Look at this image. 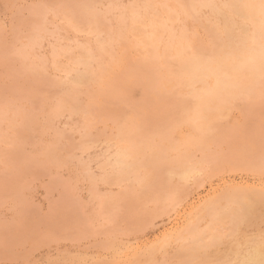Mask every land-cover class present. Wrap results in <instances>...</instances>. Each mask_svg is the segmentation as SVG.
Listing matches in <instances>:
<instances>
[{
	"label": "rangeland",
	"instance_id": "1",
	"mask_svg": "<svg viewBox=\"0 0 264 264\" xmlns=\"http://www.w3.org/2000/svg\"><path fill=\"white\" fill-rule=\"evenodd\" d=\"M59 1V2H58ZM77 1V2H76ZM80 1H81V3H80ZM92 2L93 0H0V47L2 48V49H0V56H2L1 58H0V116L2 117L3 115H5V116H3L2 118H0V121H1V123L2 124H0V145H1V142H2V145L0 146V150H2V148H3V150H2V152H3V154H0V156H4V157H2L4 160L7 158V156H8V158L6 159V162L5 161H2V158H0V264H73V262H74V264H78V262H79V264L81 263V264H93V263H95V264H98L99 262L100 263H102V264H104V262H107V263H105V264H122V263H126V264H135L134 262H136L137 264H239L238 263V260L237 259H235L234 257L237 255V254H241V253H244V251H246V250H248L249 248H250V246H251V244H253V243H256V242H258V241H260V240H264V233H262V232H264V198H263V196H264V174H262L263 172H264V167H259V164L256 162L257 161V157L259 156V154L260 153H262V151L264 152V142H262V141H264V125L263 126H261L262 125V123L264 124V122H262V121H264V114H260V113H264V104H263V106H262V104H260L259 103V99L260 98H258V100L257 101H254V99L252 100L251 99V101H254V104H256V102H257V104H260L261 105V107L263 108H259L258 106H257V108H256V106L254 107V108H256L255 109V111H254V108H252V106L250 105L251 103H250V101H249V107L244 103V105H246L247 106V109L245 108V106L244 107H242V105L241 104H243L242 102H238V101H236L235 103H237L236 105H241V106H237V107H239V109L242 111V109L243 108H245L246 110H249V108H252V112H251V110H249L250 112H247L245 109H243V111L242 112H240L239 113V111H238V109H235L236 108V106H235V103H234V106H233V103H232V105L230 104L228 107H226V108H224L223 109V112H222V114H221V116H220V119H219V122H218V124L217 125H219L217 128L220 130V129H222L221 131H220V133L221 134H225V133H228V135L229 136H227V134H226V136L229 138H225V139H223L224 137L222 136V139L220 138L221 137V134L219 133H215V132H217L218 131V129L216 128V129H214V131H213V137L216 139V137H217V139H221L220 140V142H222L223 144H219V141L217 142L216 140H211L210 142L209 141H207L206 140V142H205V146H206V150L207 149H209V151L208 152H210V150H212L211 151V153H212V155H211V153H206L207 151L205 150V149H203L202 150V152H201V150H198V151H200V152H195V151H191V155L192 154H194V152H195V156L194 155H192V158H193V156H194V158L196 159V158H198V157H200V158H202V159H204L205 161L204 162H206L207 163V161L209 162V158L208 157H210V161L212 162H209L210 164H211V166H210V164H209V167H210V171H208L209 170V168H208V164H207V167H205L206 166V163H204V162H202L203 163V165L201 164V162L199 163V159H197V160H195L196 162L195 163H197V164H200V167H201V172L199 173V174H197L199 177H196V178H191V179H188L187 181H179V179H177L176 177H174V178H172L171 180H170V184H175V188L177 189V191H182V192H177V194L179 195V198L181 199V201L179 202V204L176 206V207H172L171 208V206L169 207V206H166L165 208H164V205L162 206V208H161V210H164V211H166V208H167V212H168V214L165 212V214L164 213H161V211H160V209H158L157 211L154 209V207H152L153 205H151L152 203L150 202L149 204L148 203H145V202H143V205H139V203L135 200L136 199V197L134 198L133 196H132V194H130V196L129 197H127V198H124L125 200H121L120 202H121V204H120V202L118 203V204H116V206L117 205H119V207H113L112 208V215H115L114 216V218H113V216H110V217H112L113 218V221L111 220V218L110 219H107V218H105V217H103V216H101L100 215V213L98 212V207H95L96 205H94V204H98V202H97V195H100L101 194V196H107V195H110V193L111 194H113V191H114V195H115V193H119V195L121 194V193H123V191L122 190H120V189H123L124 190V185H121V187L122 188H120V187H108V185H106V184H103L102 182H100V183H97V184H95L93 187H92V184L90 185L89 183L91 182V183H93L92 182V177H94L93 179H100L102 176H103V173L105 172H108L109 170V167L107 168L105 165H104V163H105V160L107 159V157L110 155V153H112L114 150H115V148H116V141L117 140H119L120 139V137H119V135L121 134L122 135V132L126 129V128H128L129 129V127L128 126H130V124L132 123V125L136 122V118L137 119H139L137 122H140V121H143L146 117H148V116H151V118L152 117H154V113L153 112H157V110H159V112L158 113H160V112H162L163 111V108L162 107H167V106H169V104H171V103H174V101L176 102V100H177V98L178 97H180V96H177V95H175L176 97L175 98H170V97H172V96H174V95H170V92H169V94H168V89H169V87H168V85H162V87H161V85L159 84V83H155V81H154V83H153V81H150L149 83H151V84H149L148 82H146V83H148L149 84V86L148 85H144V84H146L145 83V81L143 80V75H142V72H140V71H136V72H138L139 73V75H138V73H136V72H134V73H136L135 75H134V73L133 74H131V76H129V79H127L128 81H125L126 79L124 78V77H128V76H123L122 75V77L120 76V74H124V72H123V70L125 71V69H127L129 66H130V64H131V62H132V57H133V55L131 54V52L133 53V51H131L132 50V48L134 47L133 45H134V40H133V38L130 36L131 34H130V31H129V29L127 28L130 24H131V22H130V19H128L131 15H130V10H135L136 9V13L138 14V18H140L146 25H148V22L150 21V19L153 21V22H155V23H159V21L160 22H162L163 20H164V22H166V19H167V16H171V17H173V16H175L174 14V10H175V8L176 9H178V4L177 3H175V1H173V2H171V0H162L163 2H161V0H116V1H113V0H94L95 2H94V8L95 9H93L94 11L93 12H95V16H91L90 17V19L92 18V22L93 21H97L98 22V24H97V22H96V26H97V34L95 33V32H88V31H80L79 30V27L82 25L83 26V24H85V22L83 21L84 19L82 18V14L80 15V14H78L81 10H82V8H83V6H84V4L86 5V4H88V3H90V2ZM122 1V2H121ZM48 2V3H47ZM53 2H55V3H53ZM67 2V3H66ZM68 2H69V7L67 6L68 5ZM72 2V3H71ZM73 2H74V4H73ZM85 2V3H84ZM97 2L99 3V4H97ZM101 2V3H100ZM117 2V3H116ZM140 2H143L142 4L140 3V5H139V3ZM38 3V4H37ZM41 3H44V5H42ZM53 3V4H52ZM61 3V4H60ZM79 3V4H78ZM115 3V4H114ZM129 3V4H128ZM138 3V4H137ZM146 4V6H145V4ZM161 3V4H160ZM173 3H175V4H173ZM223 3V0L221 1V4ZM50 4H52V5H50ZM63 4V5H62ZM65 4H66V6H65ZM107 4V5H106ZM123 4V5H122ZM131 4V5H130ZM136 4V5H135ZM148 4L151 6V7H149L148 6ZM163 5V6H165V7H163V6H160V5ZM165 4V5H164ZM173 4V5H172ZM37 5V7H38V9H37V7L35 8V6ZM39 5L41 6V7H43V8H39ZM55 5L56 6H58V7H55ZM60 5V6H59ZM125 5V6H124ZM127 5V6H126ZM143 7H142V6ZM31 6V7H30ZM33 6V7H32ZM77 6V7H76ZM102 6V7H101ZM110 6V7H109ZM122 8V10H121V8ZM132 8H130V7ZM137 6V7H136ZM153 6V7H152ZM159 6H160V8H159ZM171 6V7H170ZM174 6V7H173ZM60 7V8H59ZM73 9H72V8ZM79 7H81V8H79ZM106 7V8H105ZM162 7V8H161ZM167 7H168V10H167ZM35 10V11H33V9ZM67 8H69L68 10H67ZM76 8V9H75ZM105 8V9H104ZM112 8H113V10H112ZM114 8H116V9H114ZM148 8H150V9H148ZM153 8V9H152ZM154 8H155V10H154ZM160 10H159V9ZM25 9V10H24ZM29 9V10H28ZM50 9V10H49ZM56 9V10H55ZM61 9V10H60ZM104 9V10H103ZM110 9V10H109ZM163 9V10H162ZM166 11H168V12H165V10ZM205 8H203V9H201V10H199L198 11V14H196L195 16H193V17H186V16H183L182 14L181 15H178L177 17V20L176 19H167L168 20V23L170 22V23H172V28H174L177 32H180V30H186V32L189 34V35H192V37H196V35H199V36H197L196 38H198V39H200V40H204V41H206L207 40V42H209V37L207 36V33H206V31H205V27L204 26H206V27H208L209 26V24H210V22H213V20L214 21H221V22H223V19L224 18H226L228 21H230V24H229V39H230V41L232 42V44H234L236 41H238L239 39L238 38H242V37H244V36H246V30L244 29V26H242L241 24H240V22L238 21V19L236 18V17H229L228 15H226V13L224 12V13H222V15L220 16V17H215V14L213 13V12H211V11H209V10H207V9H205ZM31 10H32V13H31ZM41 10H43V12L41 11ZM49 10V11H48ZM76 10H77V12H76ZM80 10V11H79ZM36 11H38V12H36ZM55 11V12H54ZM59 11V12H58ZM62 13H61V12ZM64 11V12H63ZM69 13V15H68V13ZM148 12V13H146V12ZM150 11H153V12H150ZM159 13V15H158V13ZM170 11V12H169ZM200 11H201V13H200ZM28 12H30V14H28ZM36 12V13H35ZM49 12V14H47ZM67 14H66V13ZM74 12V13H73ZM75 12H76V14H75ZM90 12V11H89ZM142 12H144V13H142ZM150 12V13H149ZM171 12H172V15H171ZM35 13V14H34ZM37 13H38V15H37ZM55 13L56 14H58L57 16H55ZM63 13H64V15H63ZM97 13V14H96ZM104 15H103V14ZM125 13V15L127 16V21H128V23L126 22V24H128V26H126V24H124V23H122L121 22V25H120V19H121V16H122V14H124ZM129 13V15H127ZM19 14V15H18ZM29 16H28V15ZM42 14H44V15H42ZM71 14V15H70ZM143 14V15H142ZM148 14L150 15V14H152L151 15V17L150 16H148ZM153 14L155 15V16H153ZM166 14V15H165ZM168 14V15H167ZM208 14V15H207ZM33 15V16H32ZM43 17H42V16ZM51 15H53L52 16V18H51ZM66 15V16H65ZM77 15H79L78 17H77ZM87 15H88V18H89V13H87ZM100 15V16H99ZM107 15V16H106ZM111 15V16H110ZM115 15V16H114ZM198 15V16H197ZM214 15V16H213ZM20 16V17H19ZM35 16V17H34ZM48 16H50V17H48ZM59 16V17H58ZM69 16V17H68ZM81 16V17H80ZM104 16V17H103ZM112 16H114L113 18H112ZM120 16V17H119ZM160 16V17H159ZM162 16V17H161ZM183 16V17H182ZM206 16V17H205ZM29 17V18H28ZM31 17V18H30ZM37 17V18H36ZM100 19H99V18ZM102 17V18H101ZM154 17H156V19L154 18ZM33 18V19H32ZM36 18V19H35ZM50 18V19H49ZM67 18V19H66ZM119 20H118V19ZM173 18H176V16L175 17H173ZM201 18V19H200ZM203 18V19H202ZM32 19V20H31ZM38 19V20H37ZM48 19V20H47ZM57 19V20H56ZM63 19V20H62ZM72 19L74 20L73 22H72ZM96 19V20H95ZM111 19H113V21H114V23H113V21L111 20ZM116 19V20H115ZM148 19H149V21H148ZM157 19H160V20H157ZM191 19H192V21H191ZM197 19V20H196ZM233 19V20H232ZM19 20H21V21H19ZM26 20V21H25ZM30 20V21H29ZM36 20H37V22H36ZM60 22H59V21ZM70 20V21H69ZM100 20V21H99ZM145 20H147V21H145ZM184 20V21H183ZM25 21V22H24ZM35 21V22H34ZM43 21V22H42ZM46 21H48L47 23L48 24H46L45 22ZM68 21L70 22L69 24L71 25V27H70V25L68 24ZM78 21H80V22H78ZM101 21H105V22H101ZM119 21V22H118ZM193 21H195L196 23H194ZM198 21L201 23V24H199L198 23ZM203 21H205V22H203ZM23 22V23H22ZM27 22V23H26ZM62 22H63V25H62ZM67 22V23H66ZM77 23V25H76V23ZM107 22H108V24H107ZM116 22V23H115ZM175 22V23H174ZM180 22V23H179ZM193 22V23H192ZM236 22V23H235ZM33 23V24H32ZM60 23H61V25H62V27H61V25H60ZM72 23L74 24V26L72 25ZM81 23V24H80ZM101 23H102V25H104V26H102L101 25ZM113 23V24H112ZM174 23V24H173ZM190 23V24H189ZM204 23H206L205 25H204ZM19 24V25H18ZM24 24V25H23ZM29 24H30V28H29ZM52 24V25H51ZM65 24H68V25H66L65 26ZM100 24V25H99ZM116 24V25H115ZM239 25V27H238V25ZM27 25V27H25ZM36 25V26H35ZM39 25H41V26H39ZM49 25H51V26H49ZM56 25V26H55ZM60 27H59V26ZM175 25V26H174ZM200 25V27H198L197 28V26H199ZM233 25V26H232ZM19 26V27H18ZM23 28H22V27ZM34 26V27H33ZM109 26V27H108ZM123 26V27H122ZM181 26H183V27H181ZM190 26V27H189ZM33 27V28H32ZM36 27H40L41 29H42V33L40 32L39 33V31H38V28H36ZM76 27V28H75ZM86 27V26H85ZM114 27V28H113ZM119 27H121V29L119 28ZM192 27V28H191ZM202 27V28H201ZM240 27H242L243 28V32L241 31H239L238 30V28H240ZM14 28H15V30H14ZM17 28V29H16ZM27 28V29H26ZM28 28H29V30L30 31H35V29H37L35 32H30V31H28ZM61 28V29H60ZM69 28V29H68ZM71 28H73V30L72 31H70L71 30ZM99 28V29H98ZM107 28V29H106ZM111 28V29H110ZM117 28V29H116ZM127 28V29H126ZM180 28V29H179ZM204 28V29H203ZM232 28H233V30H232ZM14 31H13V30ZM26 30V31H24V30ZM31 29H33V30H31ZM55 29V30H54ZM59 29V30H58ZM78 29V30H77ZM110 29V30H109ZM199 29V30H198ZM19 30V31H18ZM44 30V31H43ZM65 30H66V32H65ZM85 30H86V28H85ZM99 30V31H98ZM127 30V31H126ZM231 30V31H230ZM13 31V32H12ZM15 31H16V33H17V35H18V33H19V35L17 36L16 35V33H15ZM22 31V32H21ZM71 32V34H70V32ZM113 31V32H112ZM115 31H116V33L118 32V35L117 36H112V35H114V34H116L115 33ZM234 31V32H233ZM245 31V32H244ZM247 31L249 32V30H248V28H247ZM48 32V33H47ZM57 32V34H55ZM79 32H81V34L79 33ZM100 32V33H99ZM104 32V33H103ZM127 32V33H126ZM196 34H194V33ZM202 32H204L205 33V37H206V39H205V37H204V34L202 33ZM233 32V33H232ZM237 32V33H236ZM13 33V34H12ZM26 35H25V34ZM30 33H32V34H30ZM33 33H34V36H33ZM36 33V34H35ZM50 33V34H49ZM54 33V34H53ZM69 33V34H68ZM107 33H110V34H108V36H106L107 35ZM126 33V34H125ZM232 33V34H231ZM28 34V35H27ZM30 34V35H29ZM52 34V35H51ZM62 34V35H61ZM82 36H80V35ZM103 34V35H102ZM121 36H120V35ZM54 35V36H53ZM66 35V36H65ZM70 35V36H69ZM75 35V36H74ZM122 35H123V37H122ZM20 36V37H19ZM38 37L39 36V38H36V37ZM74 36V37H73ZM77 36H78V38H77ZM80 36V37H79ZM98 36H100V37H98ZM242 36V37H241ZM11 37V38H10ZM22 37V38H21ZM24 37H25V39H26V37H27V39L28 38H30V42H29V40H27V42H26V40H24ZM58 37V38H57ZM95 37V38H94ZM104 37V38H103ZM111 37H112V39H111ZM118 37V38H117ZM200 37V38H199ZM202 37V38H201ZM235 37V38H234ZM16 38H19V39H16ZM74 40H72V39ZM87 38V39H86ZM96 38H97V40H96ZM103 38V39H102ZM106 38L107 39H109V40H106ZM116 38V39H115ZM124 38H126V39H124ZM129 38V39H128ZM131 38H132V40H131ZM208 38V39H207ZM33 41H32V40ZM42 39V40H41ZM46 39V40H45ZM69 39V40H68ZM86 39V40H85ZM102 39V40H101ZM119 39H120V41H119ZM128 39V40H127ZM24 40V41H23ZM36 40H37V42H36ZM55 40V41H54ZM58 40H60V42L58 41ZM72 40V41H71ZM80 40V41H79ZM94 40V41H93ZM101 40V41H100ZM127 40V41H126ZM15 41H16V43H15ZM18 41V42H17ZM23 41V42H22ZM44 41V42H43ZM58 41V42H57ZM62 41H63V43H62ZM89 41H90V43L91 44H93L91 47H90V43H89ZM100 41V42H99ZM122 41H124L123 43H122ZM234 41V42H233ZM2 42H4V43H2ZM11 42V43H10ZM26 42V43H25ZM35 43V47H34V45L33 44H31V43ZM40 42H42V43H40ZM46 42V43H45ZM65 42V43H64ZM72 43V44H69V43ZM75 42V43H74ZM84 42V43H83ZM95 42V43H94ZM108 42V43H107ZM118 44H116V43ZM133 42V43H132ZM24 43V44H23ZM39 43V44H38ZM55 43V44H54ZM96 43H97V45H96ZM103 43V44H102ZM106 43V44H105ZM111 43H114L115 44V46H114V44H111ZM125 43V44H124ZM21 44V45H20ZM27 44V45H26ZM29 44V45H28ZM47 44H48V46H47ZM85 44V45H84ZM98 44L99 45H103L105 48H107V52H108V54L106 53V51L104 52L105 54L104 55H101V54H99L98 56L97 55H95V57H94V59L93 60H91V61H89L88 63V66H87V68L85 69V68H83V67H80V68H78L76 71H74V72H70V73H68V75H67V73L66 72H64V71H62L61 73H60V71L61 70H63V69H65V68H67L68 67V61L70 62V57H72V56H76V55H78V53L82 50V49H86L87 47H89V48H94V47H96V46H98ZM110 44V45H109ZM3 45H5V47L3 46ZM31 45V46H30ZM63 45V46H62ZM72 45V46H71ZM7 46V47H6ZM10 46H12V48L10 47ZM36 46H37V48H36ZM62 46V48L60 49V47ZM66 47V49H65V47ZM109 48H108V47ZM111 46V47H110ZM122 46V47H121ZM4 47V48H3ZM9 47V48H8ZM22 47H24V49L22 48ZM27 47V48H26ZM29 47H30V49H29ZM40 47V48H39ZM54 47H55V49H54ZM42 48V49H41ZM48 48V49H47ZM74 48L76 49V50H74ZM80 48V49H79ZM125 48V49H124ZM11 49H14V50H11ZM26 49H29L30 50V53H29V50H26ZM48 51H47V50ZM71 49V50H70ZM109 49H111V53H110V50ZM115 49H117V50H115ZM2 50V51H1ZM5 50H7L6 52H5ZM17 50V51H16ZM21 50H23L22 51V53L20 52ZM33 50V51H32ZM68 50V51H67ZM70 50V51H69ZM61 51V52H60ZM64 51V52H63ZM76 51V52H75ZM120 51V52H119ZM8 52V53H7ZM11 52V53H10ZM15 52H20L19 54H17V53H15V55H14V53ZM38 52V53H37ZM56 52V53H55ZM63 52V53H62ZM113 52V53H112ZM115 52V53H114ZM7 53V56L8 57H5L4 55ZM10 53V55H11V57H10V55H8ZM63 55H62V54ZM119 53L121 54V56L119 55ZM25 54V55H24ZM48 54V55H47ZM51 55V57H52V55L55 57H50V55ZM66 54V56H64ZM68 54V55H67ZM76 54V55H75ZM94 54H96V51H94ZM103 54V53H102ZM113 54H116V55H113ZM28 55H30V57H28ZM33 55V56H32ZM39 55V56H38ZM71 55V56H70ZM106 55V56H105ZM118 55V56H117ZM126 55V56H125ZM130 55V56H129ZM12 56H13V58H12ZM37 56V57H36ZM43 56V57H42ZM50 58H49V57ZM57 56H59L58 58H57ZM108 56V57H107ZM113 56V57H112ZM119 57V58H117V57ZM36 57V58H35ZM64 57H67V58H65L64 59ZM99 57V58H98ZM108 59H107V58ZM110 57H112V58H110ZM115 57H116V59H115ZM2 58H5V59H2ZM10 58H11V60H10ZM19 58H21V59H19ZM37 58H39L40 60H38ZM44 59V61H43V59ZM57 58V59H56ZM60 58H61V60H60ZM128 58V59H127ZM129 58H130V61H129ZM6 59L8 60L7 62H6ZM19 59V60H18ZM36 59V60H35ZM64 59V60H63ZM97 59V60H96ZM110 59V60H109ZM112 59V60H111ZM127 59V61H128V63H129V65L127 66V63H126V60ZM14 60V61H13ZM20 60H21V64H19L20 63ZM35 60V61H34ZM60 60V61H59ZM115 60H117V61H115ZM126 63V65H125V63L123 62V61ZM3 61V62H2ZM17 61V62H16ZM19 61V62H18ZM23 61V62H22ZM24 61H32V62H24ZM43 61V62H42ZM56 63H55V62ZM64 61H66V62H64ZM106 61H108V62H106ZM110 61V62H109ZM123 63H122V62ZM12 64H11V63ZM37 62H39V63H41V65L40 64H38ZM64 62V63H63ZM90 62H91V64H90ZM100 62V63H99ZM114 63V65H113V63ZM117 62V63H116ZM16 63V64H15ZM52 63V64H51ZM109 63L111 64V65H109ZM22 64H23V66H22ZM63 64H64V67H63ZM67 64V65H66ZM94 64V65H93ZM96 64V65H95ZM106 66H105V65ZM119 65L118 66V68L119 69H117V66L116 65ZM18 65V66H17ZM29 65V66H28ZM36 68H34L33 66ZM123 65L124 66H127V67H125V69L123 68ZM20 66V67H19ZM41 66H42V68H41ZM91 66V67H90ZM97 66V67H96ZM105 66V67H104ZM112 66V67H111ZM29 67V69H27ZM34 69H33V68ZM55 67V69H53ZM90 67V68H89ZM113 67H115V68H113ZM121 67H122V69H121ZM16 68H18V70L16 69ZM41 68V69H40ZM51 68V69H50ZM58 68V69H57ZM82 68V69H81ZM97 69V70H94V69ZM100 70H99V69ZM109 70H108V69ZM19 72L20 71V69L22 70V72H19V73H17V71ZM26 71L27 70V72L25 73L24 72V70ZM43 69V70H42ZM107 69V70H106ZM10 72H9V71ZM29 70V71H28ZM35 70V71H34ZM50 70V71H49ZM59 72V75H57L58 74V72ZM102 70V71H101ZM122 72H120V71ZM15 71V72H14ZM42 71H44L45 72V74L42 72ZM79 71V72H78ZM85 73H84V72ZM107 71H108V73H107ZM30 72H31V74H30ZM33 72V73H32ZM35 72H36V74L37 75H34L35 74ZM39 72H42V76H41V73H39ZM50 72H52V73H50ZM56 72V73H55ZM75 72H77L78 73V75L75 73ZM88 72V73H87ZM90 72V73H89ZM103 72V75L101 74ZM104 72L106 73V74H104ZM113 72V74L112 75H110L111 73ZM116 72V77H119V78H121V82H120V80H119V78H116L115 79V75H114V73ZM117 72H119V73H117ZM15 73V74H14ZM17 73V74H16ZM20 73H22V74H20ZM38 73H39V75H38ZM82 73H84V74H82ZM97 75H96V74ZM99 73V74H98ZM110 73V74H109ZM141 73V74H140ZM14 74V75H13ZM19 74V75H18ZM50 74V75H49ZM63 74L65 75V76H63ZM5 75H6V77H5ZM17 75V77L18 76H20V78L17 80V77H15ZM22 75H24L23 76V78H22ZM26 75V76H25ZM27 75H31L32 76V79H33V76H35V77H40V79L37 77V80H35L36 82H34L33 80L34 79H36L35 77H34V79L33 80H31L30 78H31V76H27ZM49 75V76H48ZM62 75V76H61ZM76 75V76H75ZM87 75V76H86ZM89 75H93L92 77L90 76V78H89ZM100 75V76H99ZM117 75H119V76H117ZM132 75H134L133 77H132ZM45 77L44 79L46 80H43L42 79V77ZM52 76V77H51ZM55 76V77H54ZM78 76H81V81H80V84L79 85H77V87L78 88H76V87H73V89L71 88L72 87V84L74 85V82L73 81H75L76 80V77H78ZM112 77L113 76V78H114V80L111 78V80L113 81V83L114 84H112V83H110V82H108L107 83V81H109L110 80V78H109V80H107L108 79V77ZM50 77H51V79H50ZM56 77H58V79L56 78ZM71 77V78H70ZM73 77H75V78H73ZM88 77V78H87ZM137 77H140V78H138V79H142L140 82L137 80ZM6 78V79H5ZM15 78V79H14ZM47 78H49V80L50 81H48V79ZM59 78H60V80H59ZM68 78H70V79H68ZM83 78V79H82ZM91 78H94V80H92ZM97 78V79H96ZM104 78H106V79H104ZM133 78H135V79H133ZM23 79V80H22ZM29 79H30V81H29ZM56 80V82H55V80ZM67 81H66V80ZM72 79V80H71ZM91 79V81H89ZM98 79H101V80H98ZM123 79H124V83H123ZM133 81H132V80ZM21 80H22V82L24 81H29L27 84L26 83H22L21 82ZM40 80L42 81H45L44 83H46L47 81L50 83H48L50 86H46V88H44V86L46 85V84H44V86H41V85H43L42 84V82H40ZM52 80V81H51ZM53 80H54V82H53ZM83 80V81H82ZM105 80H107V81H105ZM137 80V81H136ZM18 81H20V82H18ZM32 81L34 82V83H32ZM58 81V82H57ZM66 81V82H65ZM87 83H86V82ZM93 81V82H92ZM100 81V82H99ZM13 82V83H12ZM31 82V83H30ZM38 82H39V84H38ZM64 82V83H63ZM94 82H96V83H94ZM99 82V83H98ZM102 82V83H101ZM138 84H136V83ZM139 82V83H138ZM144 82V83H143ZM17 83V84H16ZM35 83H37V84H35ZM40 83H41V85H40ZM56 83H58V84H56ZM60 83V84H59ZM65 83H67L66 84V86H65ZM71 83V84H70ZM83 83V84H82ZM85 83V84H84ZM91 83V84H90ZM94 83V84H93ZM118 83V84H117ZM122 83V84H121ZM125 83H127V84H125ZM26 84V85H25ZM32 84H34V86L32 85ZM47 84V85H48ZM52 84H53V86H52ZM81 84H82V86L83 85H85V86H89V87H85L84 88V86L82 87L81 86ZM99 85V86H97V85ZM101 84V85H100ZM104 84H106V86L107 87H104V89L105 88H107V90H108V92H107V90H106V92L107 93H105V92H103V90L104 89H101L102 88V86H104ZM117 85L116 87H117V92H118V90H119V92L117 93L116 92V87L114 86H112V85ZM126 85L127 86V88L129 89H124V86L123 85ZM139 84H140V86H139ZM155 84H157L158 85V87L155 85ZM20 85H21V87H20ZM25 85V86H24ZM37 85H40V86H38L37 87ZM58 87H60L59 89H55V88H58ZM62 85V86H61ZM64 85V86H63ZM69 85V86H68ZM71 85V86H70ZM92 85V86H91ZM95 85L97 86V87H95ZM111 86L112 88H113V90H112V88L111 87H109V86ZM121 85V86H120ZM142 85V86H141ZM151 85H152V87H151ZM153 85H154V87H155V90H157L158 91V89H159V93L157 92V91H154V87H153ZM160 85V86H159ZM19 88H18V87ZM26 86H28L27 88H25ZM68 86V87H67ZM125 86V87H126ZM147 86H148V88H147ZM17 87V88H16ZM23 87V88H22ZM35 87L37 88V91H36V89H35ZM39 87H42V88H44V89H42V91H41V88H39ZM93 87V88H92ZM98 87H101L100 88V90H101V92L103 93V95L102 94H97V93H100L99 91H96V88L98 89ZM121 87V88H120ZM160 87V88H159ZM14 88H16L15 90H13ZM22 88V89H21ZM29 88V89H28ZM32 88H34V89H32ZM39 88V89H38ZM52 88H54V89H52ZM67 88V89H66ZM88 88V90L86 91V89ZM92 89V91H94V95H93V93H92V91H90L91 89ZM21 89V90H20ZM31 89V90H30ZM51 90L50 92H53V94L51 93V95H53V98H52V96L50 95V92H48V91H46V90ZM66 89V90H65ZM75 89H77V90H75ZM84 89H85V91H84ZM95 89V90H94ZM124 89V90H123ZM146 89H148L149 91H147ZM162 89V90H161ZM164 89V90H163ZM30 90V91H29ZM32 90H35L33 93H30V92H32ZM38 90H40L41 91V93L38 91ZM53 90H55V91H53ZM59 90V91H58ZM61 90V91H60ZM80 90H81V92H80ZM99 90V89H98ZM161 90V91H160ZM14 91V92H13ZM20 93H19V92ZM45 91V92H44ZM58 91V92H57ZM67 91H68V93H67ZM72 91L74 92V93H72ZM89 91L92 93V97H91V99H89L92 103L93 102H95V104L93 105V104H91V102H89V100H88V93H89ZM110 91V92H109ZM124 91V92H123ZM125 91H127L126 93H127V95L125 96V97H123V96H121V93L120 92H122V95H124L125 94ZM167 92V94L169 95V102H171V103H169L168 102V100H167V98H168V95L166 94V93H163V92ZM11 92V93H10ZM15 92H17V93H15ZM22 92H26V93H23L24 94V97L22 96L23 94H22ZM59 92H61V93H59ZM63 92V93H62ZM69 92H70V94H69ZM83 93V94H80V93ZM112 92H114V97H116V99L117 100H115V98L113 97V94H111V96L109 95V93H112ZM115 92L117 93V95L115 94ZM148 92H150V93H148ZM152 92V93H151ZM28 93H30V94H28ZM43 93V94H42ZM45 93V94H44ZM46 93H48V94H46ZM54 93H56L55 95H54ZM79 93V94H78ZM91 93H89V94H91ZM162 95H161V94ZM18 94H20V96H22L21 98H23V99H18L19 98V95ZM27 94H28V96L30 95L32 98H34L35 97V99H37V97H39L38 99H37V101H34V99H32V102H31V97H29V98H27ZM33 94H35V95H33ZM39 94H40V96H39ZM61 94V95H60ZM64 94L66 95V97H67V99H68V101H65V100H67V99H65V96H64ZM69 94V95H68ZM77 94V95H76ZM97 94V95H96ZM118 94H120V95H118ZM150 94V95H149ZM165 94L167 95V96H165ZM16 95H17V97H16ZM25 95H26V97H25ZM33 95V96H32ZM74 95V96H73ZM75 95H76V97H75ZM84 95V96H83ZM13 96H14V100H15V102H14V100H13ZM46 96V97H45ZM47 96H50L49 98L47 97ZM70 96L71 97H75V98H73V100L70 98ZM86 96V97H85ZM90 96V95H89ZM149 97V98H146V97ZM152 96V97H151ZM155 96V97H154ZM160 96V97H159ZM163 96H165V97H163ZM5 97V98H4ZM45 97V98H44ZM57 97H58V101H57ZM83 99H82V98ZM94 97V98H93ZM114 99H112V98ZM264 97V96H263ZM8 98V99H7ZM40 98H43V100L42 99H40ZM48 98V99H47ZM84 98H86V99H84ZM90 98V97H89ZM110 98V99H109ZM150 98H151V100H150ZM262 98V97H261ZM5 99H7V101L5 100ZM25 99V100H24ZM27 99L30 101V102H27ZM46 99V100H45ZM52 99V100H51ZM55 99V100H54ZM95 99V100H94ZM147 99V100H146ZM155 101H153V100ZM175 99V100H174ZM22 100H24V101H22ZM42 100V101H41ZM47 100H48V102H47ZM53 100L56 102V103H54L55 104V106H56V108L54 107V104H53ZM82 100V101H81ZM262 101H263V99H261ZM12 101V102H11ZM19 101V102H18ZM34 101V102H33ZM41 101V102H40ZM45 101H46V103H45ZM50 101H52V102H50ZM62 101H63V104H62ZM86 101H88V104H86L85 105V103H86ZM22 102V103H21ZM24 102V103H23ZM43 102V103H42ZM69 104H68V103ZM72 102H74L73 104H72ZM144 102V103H143ZM147 102V103H146ZM154 102V103H153ZM264 102V101H263ZM263 102H261V103H263ZM9 103V104H8ZM31 103V105H32V107H29V105L28 104H30ZM37 103H39V104H41V105H39V104H37ZM59 103H61L62 104V108H64V109H61V111L60 112H57V105ZM65 103L69 106L70 105V107H68L67 108V105H65ZM78 103H80V105L78 104ZM82 103V104H81ZM91 105H90V104ZM125 103V104H124ZM155 105H153V104ZM162 103H164L165 105L163 106L162 105ZM169 103V104H168ZM240 103V104H239ZM8 104V105H7ZM22 104H23V106H22ZM33 104L35 105V106H33ZM37 104V105H36ZM52 104H53V106H52ZM72 104V105H71ZM77 106H76V105ZM133 104V105H132ZM141 104H142V106H144L143 108H142V106H141ZM146 104H147V108H145L146 107ZM3 105V106H2ZM10 105L11 106H17L16 107V109H14V108H12L13 110H12V113H11V107H10ZM45 107H43V106ZM87 105H90L91 107H93V108H90V110H89V108H87ZM151 105H153V106H151ZM252 105H253V103H252ZM36 106H39V108L37 107V108H35ZM51 106V107H50ZM83 108H82V107ZM89 106V107H90ZM140 106H141V108L142 109H144L145 111H141V112H138V115L140 114L141 115V117H140V115L138 116L137 115V117H135L134 115H133V113L132 112H134V113H136L137 114V112L136 111H139L141 108H140ZM151 106V107H150ZM159 106H160V108H162V109H160L159 108ZM162 106V107H161ZM230 106H233V109H234V111L231 109L230 110ZM3 107H6V109H4ZM20 107V108H19ZM33 107H34V109H33ZM159 109H158V108ZM8 108H10V110L8 109ZM42 108V109H41ZM52 108H53V110H52ZM73 108H74V110H73ZM76 108V109H75ZM82 108V109H81ZM96 108V109H95ZM113 108H114V110H113ZM232 108V107H231ZM258 108L260 109V110H258ZM19 109L21 110V111H19ZM28 111V113L30 112V111H32V112H34V114H30V120L29 119H27L26 117L27 116H29V114L27 115V113H25L26 112V110ZM36 109V110H35ZM108 109H110V110H108ZM147 109V110H146ZM154 109V110H153ZM5 110L6 111H8V112H6V114H4L5 113ZM16 110V111H15ZM34 110V111H33ZM47 110V111H46ZM50 110H52V111H50ZM76 110H77V113H79V115L81 116H79L77 113H76ZM83 112H82V111ZM86 110V111H85ZM148 110H151V112H152V110H153V112L150 114V111L148 112ZM245 110V111H244ZM257 110H258V112H257ZM10 111V112H9ZM37 111V112H36ZM39 111V112H38ZM55 111V112H54ZM88 111V112H87ZM127 111V112H126ZM131 111V112H130ZM148 112V114H147V112ZM263 111V112H262ZM20 112V113H19ZM21 112H22V117H24V116H26V117H24V119L21 117ZM23 112H24V116H23ZM42 112V113H41ZM75 112V113H74ZM82 112V113H81ZM85 112V113H84ZM91 112L93 113V114H91ZM243 112H247L246 114L248 115H245V117L246 118H243L242 116V114H243ZM51 113H52V115H51ZM57 113V114H56ZM89 113V114H88ZM114 113V114H113ZM226 113V114H225ZM255 113V114H254ZM10 114H11V116H12V118H11V116H10ZM15 114V115H14ZM37 114V115H36ZM40 114H42V115H40ZM43 114H44V116H43ZM54 114V115H53ZM56 114V115H55ZM75 114V115H74ZM83 114V115H82ZM95 114V115H94ZM145 114H146V116H145ZM156 114V113H155ZM233 114V115H232ZM250 114H252L251 116H249ZM8 115V116H7ZM49 115V116H48ZM58 115H60V117H58ZM85 115V116H84ZM89 115H91L92 116V118H91V116H89ZM93 115H94V117H93ZM121 115H122V118H121ZM132 115V116H131ZM145 116V118L144 117H142V116ZM153 115V116H152ZM228 115V116H227ZM242 115V116H241ZM254 115V116H253ZM7 116V117H6ZM15 116V117H14ZM18 116H19V118H22V119H17L18 118ZM38 116V117H37ZM39 116H42V117H39ZM48 116V117H47ZM52 118H51V117ZM89 116V117H88ZM129 116V117H128ZM253 116V117H252ZM259 117V118H256V121L253 119V118H255V117ZM17 117V118H16ZM35 117V118H34ZM54 117L56 118L55 120H54ZM75 117V118H74ZM83 117V118H82ZM88 118V121H90L91 119H93V120H91L90 122H88V123H86L87 122V120H84V119H87ZM109 117V118H108ZM125 117H127V118H125ZM131 117V118H130ZM132 117H135V118H132ZM251 117V118H250ZM15 118V119H14ZM32 118V119H31ZM36 118H38V119H40V120H42V121H38V120H36ZM42 118V119H41ZM59 118V119H58ZM69 118V119H68ZM80 118V119H79ZM119 118V120H117ZM121 118V119H120ZM125 118V119H124ZM143 118V119H142ZM149 119V118H147L148 119V122H149V129H151V128H153L154 126H152V124H154V120L153 119ZM231 118V119H230ZM247 118H248V120H247ZM5 119H6V121H5ZM26 119L28 120V124H27V127L25 126L26 125V123L27 122H25L26 121ZM62 119V120H61ZM65 119V120H64ZM68 119V120H67ZM82 119V121L84 122L83 123V125H81L80 126V124H82V122L80 121ZM124 119V120H123ZM235 119V120H234ZM242 119H244V120H242ZM249 119H251V121L253 122H251ZM11 120V121H10ZM15 120V121H14ZM35 122H34V121ZM54 120V121H53ZM112 120H115V122L114 121H112ZM126 121V123H127V125H125L124 124V122H119V121ZM128 120V121H127ZM135 121V122H130V121ZM152 122H151V121ZM222 120H224V121H222ZM260 120V121H259ZM12 121H14V123L12 122ZM21 122L20 123V125H19V122ZM30 121V122H29ZM31 121H33V122H31ZM50 121V122H49ZM63 121V122H62ZM43 122L44 123H46V124H43ZM116 124H114V123ZM117 122V123H116ZM121 124H119V123ZM130 122V123H129ZM246 122V123H245ZM259 122H261V124L259 123ZM25 123V125H24V127H23V129L24 130H21L22 129V127H20L21 125L23 126V124ZM34 124V125H36V126H34V125H32V124ZM38 123V124H37ZM58 123V124H57ZM92 123V124H91ZM129 123V124H128ZM224 123H226L225 125H224ZM255 123V127H257L258 126V129H256L255 127H254V124ZM257 123H259L260 124V126H259V124L257 125ZM17 124H18V126H17ZM31 124V125H30ZM40 124H42V125H40ZM49 124V125H48ZM71 124V125H70ZM89 124V125H88ZM122 124H124V127L122 126ZM222 124V125H221ZM244 124V125H243ZM9 125V126H8ZM29 125V126H28ZM59 125V126H58ZM73 125V126H72ZM84 125H86V127L84 126ZM91 125V127L89 128V126ZM120 125V126H119ZM135 125V124H134ZM240 125V126H239ZM241 125H243V126H245V127H243L245 130L243 131V128L241 127ZM257 125V126H256ZM20 128V131L16 128ZM31 126V127H30ZM32 126H34V127H32ZM82 126H83V128H82ZM87 126H88V128L90 129V130H88L87 129ZM112 126V127H111ZM127 126V127H126ZM221 126V127H220ZM223 126H225L224 128H222ZM237 126H239V128L240 129H242V130H240ZM252 126V128L250 129V127ZM4 127V128H3ZM6 127H8L9 129H7ZM10 127H14L13 128V130H12V128L10 129ZM29 127V128H28ZM38 128V129H36V128ZM63 127V128H62ZM85 127V128H84ZM115 127H117V128H115ZM130 127H132V126H130ZM135 127H136V125H135ZM226 127L228 128V127H233V128H229V130H228V132H226L227 130H226ZM248 127V128H247ZM16 128V129H15ZM30 131V133H29V131L27 130V129ZM30 128H31V130H30ZM40 128V129H39ZM45 128H47L46 130H45ZM57 128V129H56ZM133 128V127H132ZM253 128H255L256 129V131H260L259 132V134L256 132V131H254L255 129H253ZM33 129V130H32ZM117 129V130H116ZM184 129V130H183ZM247 129H249V130H247ZM252 129H253V131H254V133H253V131H252ZM8 130V131H7ZM27 130V131H26ZM35 130V131H34ZM44 130V131H43ZM48 130V131H47ZM105 130V131H104ZM189 130V127H187V128H185V126L184 125H182V126H180V127H178V128H174L173 129V136L177 139V140H179V141H181V138L183 139V138H185L189 133H190V130ZM236 130V131H235ZM251 130V131H250ZM10 131V132H9ZM12 131V132H11ZM13 131H15V132H13ZM23 131V132H22ZM41 131H43L45 134L43 135V132H41ZM47 131V132H46ZM51 131H52V133H51ZM57 131H58V137L56 136L57 135ZM88 131H90V132H88ZM95 131V132H94ZM104 131V132H103ZM109 131V132H108ZM180 131H181V133H180ZM184 131H185V133H184ZM225 133H224V132ZM240 131V132H239ZM243 131V132H242ZM246 131H248V134H246L245 132ZM251 133H250V132ZM9 132V133H8ZM34 132V133H33ZM98 132H100V134H98ZM121 132V133H120ZM187 132V133H186ZM14 133H15V135H14ZM31 135H29V134ZM38 133H40V135L38 134ZM53 133H55V134H53ZM63 134V136H62V134ZM72 133V134H71ZM77 133V134H76ZM86 133V134H85ZM111 133V134H110ZM115 133V134H114ZM177 133V134H176ZM252 134V135H250V134ZM256 133L258 134V135H256ZM5 136H3V135ZM10 134V135H9ZM19 134V135H18ZM48 134V135H47ZM65 134H66V136H65ZM102 134V135H101ZM29 135V136H28ZM49 135H51V136H49ZM53 135H55V137L56 138H58V139H56V138H53L54 136ZM61 135V136H60ZM178 135V136H177ZM184 135H186V136H184ZM249 136V138L251 139V141H249L250 139L249 138H247L248 136ZM254 135L257 137V139L255 140V138L254 139H252L251 137L253 136L254 137ZM11 136V137H10ZM12 136H14V137H12ZM22 138H21V137ZM79 136V137H78ZM180 136V137H179ZM225 136V135H224ZM251 136V137H250ZM259 136H262L261 138L259 137ZM18 137V138H17ZM28 137H31V138H29V140H28ZM34 137V139L36 140H34V139H32ZM35 137H37V138H35ZM66 137H67V139H66ZM72 137H74L73 138V140H75V141H73L72 140ZM87 137H89L88 139H87ZM238 137V138H237ZM240 137L242 138V139H240ZM4 138V139H3ZM7 138V139H6ZM16 138H17V141H16ZM22 139V140H20V139ZM26 138H27V140H26ZM38 138H39V140H38ZM45 138V140H43ZM69 138H71L70 139V142H69ZM79 138V139H78ZM230 138H232L231 140H234V141H236V142H234V141H230ZM245 140H244V139ZM260 138V139H259ZM14 139H15V141H14ZM23 139H24V141H23ZM30 139H31V141L33 140V142H31L30 141ZM67 140V141H65V140ZM89 139H90V141H89ZM211 139V138H210ZM227 139L230 141H227ZM240 139V140H239ZM248 139V140H247ZM78 140H82V141H78ZM224 142H223V141ZM238 140V141H237ZM241 140H243V141H241ZM259 140H261V142H257V144H255L256 143V141H259ZM5 141H10V142H6L5 143V147H4V142ZM13 141H14V144H13ZM18 141H20L19 143H18ZM44 141V142H43ZM241 141V144L242 145H239L240 142ZM245 141H246V143H245ZM249 141V142H248ZM252 141H254V142H252ZM27 142V143H26ZM31 142V143H30ZM37 142H38V144L39 145H36L37 144ZM76 142V143H75ZM79 142H81V143H79ZM106 142V143H105ZM112 142V143H111ZM164 142V141H163ZM167 141L165 140V142L163 143V144H165ZM215 142V144L214 145H212L213 143ZM227 142H229L230 144H227ZM235 143V145L236 146H234L233 147V143ZM243 142L245 143L244 145H243ZM252 142V143H251ZM10 143H12L13 145H14V148H13V146H11L12 144H10ZM21 143V144H20ZM62 143H63V145H62ZM78 143V144H77ZM249 143H251V144H249ZM15 144H16V146H15ZM18 144V145H17ZM21 146H20V145ZM22 144H24V146L22 145ZM66 144H68V145H66ZM93 144V145H92ZM211 144V145H210ZM218 144L219 145H221V146H218ZM226 144V145H225ZM238 144V145H237ZM260 144H262V145H260ZM10 145V146H9ZM29 145V146H28ZM34 147H33V146ZM44 145V146H43ZM46 145V146H45ZM55 145V146H54ZM60 145V146H59ZM79 145V146H78ZM114 145V146H113ZM232 145V146H231ZM251 145V146H250ZM257 145H259V146H257ZM9 146V149H10V147H11V149L9 150L7 147ZM18 146H20V147H22L23 146V149H24V156L26 157H23V156H19L21 153L20 152H22V154L21 155H23V149L22 148H18ZM26 146H28V148H26ZM32 146V147H31ZM52 146H54V147H52ZM57 146H58V148H57ZM66 146V147H65ZM77 146V147H76ZM91 146V147H90ZM98 146V147H97ZM100 146V147H99ZM215 146V147H214ZM226 146V147H225ZM240 147V146H242V147H240L241 149L243 148V150H244V153H243V151H241V149H240V151L242 152V154L241 153H238L239 152V149H237L238 151H236L234 154V156H236V155H238V156H236V157H234L233 156V153L232 152H234L236 149V147ZM247 146H249L250 147V150L252 151H250L248 148H246ZM253 146H254V148H253ZM41 147V148H40ZM44 148V150H43V148ZM53 149H52V148ZM67 148V149H65V148ZM83 149H82V148ZM204 147V146H203ZM209 147V148H208ZM216 147H217V149H216ZM222 147H224V148H226V151H227V155L225 154V149L224 148H222ZM230 147V148H229ZM234 149H233V148ZM244 147L246 148V149H244ZM260 147V148H259ZM30 148V149H29ZM33 148V149H32ZM35 148V149H34ZM40 148V149H39ZM51 148V149H50ZM77 148V149H76ZM85 148V149H84ZM113 148H114V150H113ZM222 148V149H221ZM230 149L229 150V152H228V149ZM8 150L7 151V153L5 152L6 150ZM14 149V150H13ZM19 150L20 149V152L19 151H17V150ZM45 149H46V152H45ZM49 149V150H48ZM62 149H64V150H62ZM72 149H74V150H72ZM75 149H76V151H75ZM79 149V150H78ZM80 149H81V152H83V153H80ZM104 149V150H103ZM259 149V150H258ZM11 150H13L14 152H15V150L17 151L15 154L17 155V157L14 155V153H11L12 151ZM25 150H27V151H29V152H27V151H25ZM32 150V151H31ZM37 150V151H36ZM50 150H51V152H50ZM56 150V151H55ZM70 150H72V151H70ZM83 150V151H82ZM86 150H87V152H86ZM100 150H101V152H100ZM190 150V149H189ZM189 150H187L188 152H190ZM205 150V151H204ZM213 150H214V152H213ZM249 150V151H248ZM255 150V152L254 153H256V151H257V155L258 156H254L253 155V151ZM11 151V152H10ZM47 151H49V153L47 152ZM70 151V152H69ZM79 151V152H78ZM85 151V152H84ZM93 151V152H92ZM221 151V153H220V155H218L219 157H217V155L216 154H219V152ZM230 151H231V153H230ZM247 151H248V154L251 156V155H253L254 157H255V159L256 160H253L252 158H254L253 156H251L252 158H250V157H248V154H247ZM1 152V151H0ZM1 152V153H2ZM9 152V153H8ZM26 152V153H25ZM37 154H35V153ZM39 152H41V153H39ZM44 152V153H43ZM52 152H54V153H52ZM56 152V153H55ZM77 152V153H76ZM99 152V153H98ZM106 152V153H105ZM110 152V153H109ZM205 152V153H204ZM218 152V153H217ZM224 152V154H222ZM6 153V154H5ZM27 153H29V155H30V159L28 158L29 157V155H27ZM34 153V154H33ZM87 153V154H86ZM102 153V154H101ZM103 153L105 154V156L103 155ZM176 154V152H174L173 151V154ZM199 155H201V156H199ZM7 154H10L11 155V157H12V160L14 159V161H10V157H9V155H7ZM12 154L14 155V156H12ZM39 154V155H38ZM46 156H45V155ZM48 154H50V156L48 155ZM66 154H67V156H66ZM69 154V155H68ZM76 154V155H75ZM94 154V155H93ZM95 154H96V156H95ZM170 154H172V152H170L169 153V156H171V158H173V157H175V154L173 155H170ZM208 155L209 154V156H207L206 158H204V156L203 155ZM231 154V155H230ZM241 156H240V155ZM245 154V155H244ZM255 154V155H256ZM7 155V156H6ZM33 155V156H32ZM74 155V156H73ZM79 155L82 157H79ZM90 155H92V157L90 156ZM103 155V156H102ZM214 155V156H213ZM216 155V156H215ZM224 155V156H223ZM230 155V156H229ZM244 157H243V156ZM6 156V157H5ZM37 156V157H36ZM72 156V157H71ZM95 158H94V157ZM99 156V157H98ZM203 156V157H202ZM211 156H213V157H211ZM226 156H228V157H226ZM232 156L234 157L233 159H232ZM248 157V159L250 158V159H252V160H250L249 159V163H250V165L252 166H250V165H248V160H247V157ZM15 157V158H14ZM18 157H20V159H22L23 158V160L25 161H23V160H20V159H18ZM32 157V158H31ZM45 157V158H44ZM49 157V158H48ZM51 157L53 158V161H52V159H51ZM59 157V158H58ZM70 157V158H69ZM79 159H78V158ZM85 157V158H84ZM92 158V160H91V158ZM102 157V158H101ZM105 157V158H104ZM242 157V158H241ZM246 157V158H245ZM33 158L35 159V160H33ZM43 158V159H42ZM57 158V159H56ZM63 158L65 159V160H63ZM67 158V159H66ZM89 158H90V161H87V160H89ZM101 158V159H100ZM208 158V159H207ZM218 158V159H217ZM225 158V159H224ZM227 158V159H226ZM15 159H18V160H16L18 163H20V161L21 162H23V166H25V164H26V167L24 168L23 166H22V163H20V164H18L17 165V162H15ZM30 161H29V160ZM50 159V160H49ZM76 159H77V161H76ZM81 159V160H80ZM84 159V160H83ZM206 159H207V161H206ZM227 160V161H224V160ZM232 159V160H231ZM235 159L236 160H238L239 159V161L237 162V161H235ZM9 160V161H8ZM31 160H32V162H31ZM37 160V161H36ZM40 160H42V161H40ZM54 160H55V162H54ZM68 162H67V161ZM70 160V161H69ZM94 160V161H93ZM97 160V161H96ZM101 160V161H100ZM194 160V159H193ZM215 161V163H217L218 165H216V164H214L213 162ZM233 160H234V162H233ZM9 163H8V162ZM27 161V162H26ZM35 161V162H34ZM49 161V162H48ZM50 161H52L51 162V165H49V166H51V167H48V164L50 163ZM58 161H60V162H58ZM63 161H66V163H63ZM84 161V163H82ZM87 161V163H85ZM198 161V162H197ZM218 161V162H217ZM231 161V162H230ZM243 161H245V162H243ZM254 162V164H255V167H256V169L254 168V164H253V162ZM13 162H15V163H12ZM30 164H29V163ZM40 162V164L39 165H37L38 163ZM43 162H46V164H47V162H48V164L46 165L45 163H44V165H46V166H44L42 163ZM53 162H54V164H53ZM57 162V163H56ZM74 162H76V164L74 163ZM94 162V163H93ZM95 162H96V164H95ZM224 162L226 163V164H224ZM229 162H230V164H229ZM239 162H241V164L239 163ZM247 162V163H246ZM4 163H6V165H4ZM25 163V164H24ZM29 165H28V164ZM71 163V164H70ZM79 163L81 164V165H83V166H88V167H86L87 168V171H89V172H91V173H89V172H86V168L84 167L83 168V166H80L79 165ZM91 163V164H90ZM102 163V164H101ZM223 163V164H222ZM235 163H237V164H235ZM243 163V164H242ZM245 163H246V166H242V165H245ZM252 163V164H251ZM8 164V165H7ZM10 164V165H9ZM12 164V165H11ZM17 166H16V165ZM33 164H35V166H38V167H34L33 168ZM53 164V165H52ZM56 164H57V167H55L56 166ZM68 164V165H67ZM240 164V165H239ZM258 164V165H257ZM16 167V168H13L14 166ZM33 165V166H32ZM41 165H43V166H41ZM55 165V166H54ZM78 165V166H77ZM99 165V166H98ZM230 165V166H229ZM236 165V166H235ZM247 165H248V167H247ZM10 166V167H9ZM11 166H13V167H11ZM19 166V167H18ZM32 167V168H27V167ZM60 168H59V167ZM95 166V167H94ZM104 166V167H103ZM225 166V167H224ZM250 166V167H249ZM22 167V168H21ZM54 167V168H53ZM72 167V168H71ZM77 167V168H76ZM98 167H101L100 169L98 168ZM212 167V168H211ZM238 167V168H237ZM240 167H241V169H240ZM245 167V168H244ZM18 168V169H17ZM25 169V172H24V169ZM35 168H36V170L37 169H41L40 170V172L43 170V171H48V173L47 174H49V176L51 175V177H53L54 175H56L55 177L56 178H58L60 181H62L63 180V182L64 181H66V182H64V183H67V185H69L70 187L69 188H66L67 187V185H66V187H65V185H64V187L66 188V190L67 189H69V190H71L69 193H67L68 192V190L66 191L65 190V188L64 187H62V186H60V185H63V182H58V184H57V182H55V179L56 178H54V181H53V179L51 180V178H50V182L48 181V179L46 178V177H43V176H47L46 175V173H44V175H43V173L42 174H40V172H38V171H36L35 170ZM50 168V169H49ZM53 168V169H52ZM62 168V169H61ZM72 170H71V169ZM75 168V170H73ZM80 168H81V170H80ZM105 168H107V170L105 169ZM202 168L203 169H205V170H203L202 171ZM207 168V169H206ZM222 168V169H221ZM248 168V169H247ZM251 168H254L255 169V172H254V169L252 170ZM7 169V170H6ZM11 169V170H10ZM26 169H28V171L26 170ZM30 169H32L33 171H31ZM46 169V170H45ZM52 169V170H51ZM59 169V170H58ZM65 169V170H64ZM83 169V170H82ZM96 169H98V170H96ZM212 169H214V170H212ZM217 169H219V170H217ZM227 169V170H226ZM238 169V170H237ZM246 169V170H245ZM257 169H259V172L258 173H256V171H257ZM16 170H17V172H16ZM19 170H20V172L23 170V174H22V172L21 173H19L18 174V172H19ZM30 170V171H29ZM64 170V171H63ZM71 170V171H70ZM94 170V171H93ZM223 170V171H222ZM241 170V171H240ZM247 170H249V171H247ZM252 170V171H251ZM263 170V171H262ZM69 171V172H68ZM103 171V172H102ZM205 171V172H204ZM232 171V172H231ZM245 171V172H244ZM15 172V173H14ZM35 172H37V173H35ZM55 172V173H54ZM58 172L60 173L59 175L61 176V178H59V175H58ZM64 173V175H63V173ZM81 172L82 173H84L83 175L81 174ZM93 172V173H92ZM98 172V173H97ZM101 172V173H100ZM212 172V173H211ZM225 172V173H224ZM254 172V173H253ZM51 173V174H50ZM71 173V174H70ZM77 173H79V174H81V176H83V180H81L80 178H82L79 174H77ZM202 173V174H201ZM205 173V174H204ZM227 173V174H226ZM4 174V176L2 177V175ZM76 174V175H75ZM90 174V175H89ZM98 174V175H97ZM201 174V175H200ZM230 174V175H229ZM250 174V175H249ZM258 174V175H257ZM85 175V176H84ZM87 175V176H86ZM92 175V176H91ZM206 177H205V176ZM210 175V176H209ZM220 175V176H219ZM221 175H222V177H221ZM224 175H225V177H224ZM228 175V176H227ZM234 175V176H233ZM242 175V176H241ZM247 175H248V177H247ZM256 175V176H255ZM261 175H263V176H261ZM14 176V177H13ZM37 176V177H36ZM58 176V177H57ZM63 176V177H62ZM73 176V177H72ZM76 176H78V177H76ZM80 176V177H79ZM98 178H97V177ZM204 176V177H203ZM212 176V177H211ZM227 176V177H226ZM48 177V176H47ZM90 177V178H89ZM208 177H210V178H208ZM236 177V178H235ZM13 178V179H12ZM73 178V179H72ZM245 178H247V179H245ZM253 179V180H250V179ZM5 179V180H4ZM66 179V180H65ZM68 179V180H67ZM70 179V180H69ZM90 179V180H89ZM208 179V180H207ZM222 179V180H221ZM229 179V180H228ZM57 180V179H56ZM80 180V181H79ZM174 180V181H173ZM178 180V181H177ZM195 180H197V183L199 184H197V183H195L196 181ZM203 182H202V181ZM212 180V181H211ZM219 180V181H218ZM229 182H228V181ZM258 180V181H257ZM70 181V183H68ZM77 181V182H76ZM192 182V181H194V182H192V183H186V182ZM206 181V182H205ZM210 181V182H209ZM234 181V182H233ZM238 181V182H237ZM241 181V182H240ZM243 181V182H242ZM53 182L54 183H56V185L55 184H53ZM72 182V183H71ZM98 182V181H97ZM172 182V183H171ZM177 182V183H176ZM183 182V183H182ZM185 182V183H184ZM208 182V183H207ZM214 182V183H213ZM216 182H218V183H216ZM220 182V183H219ZM225 182V183H224ZM29 183V184H28ZM50 183V184H49ZM52 183V184H51ZM75 183V184H74ZM85 183H87L85 186H86V189H85V186H84V184ZM101 183H102V186H101ZM200 183H202V184H200ZM210 183H212V184H210ZM216 183V184H215ZM239 183H241L240 185H239ZM244 183V184H243ZM248 183H250V185L248 184ZM99 184H100V186H99ZM177 184V185H176ZM183 184L185 185H189L188 187L185 185V186H183ZM192 184H194L195 185V187H194V185H192ZM210 184V185H209ZM231 186H230V185ZM243 184V185H242ZM246 184V185H245ZM262 186H261V185ZM55 185V186H54ZM75 185V186H74ZM78 185V186H77ZM80 185V186H79ZM97 185H98V187H97ZM131 187H133L134 185L133 184H129ZM181 185V188L179 189V186ZM209 185V186H208ZM211 185H213V186H211ZM229 187H228V186ZM260 185V186H259ZM28 186V187H27ZM56 186H58V187H56ZM77 186V187H76ZM178 186V187H177ZM191 186V187H190ZM198 186H199V188H198ZM200 186H202V187H200ZM215 186V187H214ZM220 186V187H219ZM224 186V187H223ZM251 186V187H250ZM255 186H257V187H255ZM59 187H61V188H59ZM74 189V191H72V188ZM89 187H91V189H89L88 190V188ZM108 188V189H112V190H108L107 188L106 189H104V188ZM182 187L184 188V189H182ZM208 187V188H207ZM212 187V188H211ZM216 187H218V188H216ZM223 187V188H222ZM232 187H233V189L235 188V189H239V190H245L246 192H248L249 194H256V196L255 197H253L250 201L252 202L251 204H250V207H249V209L247 210V214H246V217L244 218V220L242 221V222H240L239 224H237L236 225V227L234 228L235 230V232L230 228V226L228 225V223L227 222H222V225H220L219 227L221 228V230H219L220 228H218V230H219V233L222 235V236H225L226 237V239H225V237H223L222 238V236H220V239H219V242L220 243H216V242H218V240L212 245H209L207 248H206V250L205 249H199V250H197V251H199V252H201V254L200 253H198L197 251H193L194 253H192L191 251L193 250V248L191 249V247H192V243H190V240H188V235L186 236V232H184V231H186V229H188V228H190L191 226H196L197 228H205L206 226H204L205 224H207V218H208V216H207V218H206V215H205V210L203 209V207H205L206 205H208L209 203H215L216 202V200H217V202L216 203H224V199H222V195H224V194H226L227 192H230V191H233V189H232ZM52 188H54V189H52ZM64 188V189H63ZM82 188V189H81ZM94 188H96V189H94ZM101 188V189H100ZM185 188H187V189H185ZM198 188V189H197ZM214 188H216V189H214ZM116 189V190H115ZM119 189V190H118ZM128 189V188H127ZM131 189H133V191H134V194L136 193V192H139L140 193V190H138V188L137 187H133V188H131ZM182 189V190H181ZM213 189V190H212ZM18 190V191H17ZM20 190H21V192H20ZM63 190V192L65 191V193H66V195H68V197L67 196H63V194H62V198H64V197H66V199H60L61 201H59L58 199V195L60 196L61 195V193H63V192H61ZM91 191V192H87V191ZM104 190V191H103ZM106 190V191H105ZM129 190V189H128ZM185 190V191H184ZM195 190V191H194ZM202 190V191H201ZM209 190V191H208ZM220 190V191H219ZM229 190V191H228ZM92 191H95V192H92ZM188 191V192H187ZM204 191H206L205 193H204ZM211 191V192H210ZM219 191V192H218ZM254 191L256 192V193H254ZM259 191H260V193H259ZM83 192V193H82ZM103 192H104V195H103ZM107 192V193H106ZM126 194L128 193V192H126V191H124ZM199 192V193H198ZM216 192V193H215ZM19 193V195H17ZM65 193H64V195H65ZM86 193H91L90 195H91V198L89 197V199L91 200L92 199V196H93V193L95 194V197H94V200L96 201V202H94V201H91V202H88V201H90V200H87V196H90V195H88V194H86ZM100 193V194H99ZM125 193L123 194V195H125ZM185 193H186V195H185ZM197 193V194H196ZM203 195H202V194ZM212 193V194H211ZM69 194L72 196V197H74V196H77V194H78V196H77V199L79 200V202H77V200L76 201H74L75 200V198L74 199H72V197H71V202L72 203H74V204H72V205H70L71 204V202H67L66 200H67V198H69L70 199V197H69ZM84 194H86L85 195V197H84ZM190 194V195H189ZM210 194V195H209ZM262 195V198L260 197V195ZM17 195V196H16ZM184 195H185V197H186V199H184L185 197H184ZM195 195V196H194ZM215 195V196H214ZM19 196V197H18ZM82 196V197H81ZM197 196L199 197V196H202V199L199 201L198 199H197ZM259 196V197H258ZM17 197V198H16ZM78 197H80V198H78ZM193 197V198H192ZM204 197V198H203ZM188 198V199H187ZM195 198V199H194ZM214 198V199H213ZM256 198V199H255ZM21 199H22V201H21ZM84 199V200H83ZM86 199V200H85ZM126 199L128 200V203H129V205H127V206H133L132 204V199H134V202H136V203H138V205H137V208H138V210L136 211V210H133V218H135V220L138 222V223H136V222H134L135 220H132L133 218L131 217L132 215H131V212L129 213V210L127 211V213H129V215L127 214V213H125L124 211H126L125 209H124V207L125 206H123V204L124 203H126V204H128L127 202H125L126 201ZM220 199V200H219ZM258 199V201H257V203H256V200ZM1 200H3V201H1ZM55 200V201H54ZM62 200H65V203H64V201H62ZM193 200H195V201H193ZM197 200V201H196ZM219 200V201H218ZM21 201V202H20ZM68 201H70V200H68ZM80 201L83 203V204H81L80 203ZM124 201V203L122 204V202ZM187 201H188V203H187ZM213 201V202H212ZM261 201V202H260ZM20 202V203H19ZM66 202L67 203H70L68 206L66 205ZM77 202V203H76ZM84 202H87L88 204H92V207H91V204H90V206L88 205V204H85ZM131 202V203H130ZM196 202V203H195ZM203 202V203H202ZM254 202H255V204H254ZM58 203V204H57ZM77 205H76V204ZM191 203V204H190ZM195 205H194V204ZM202 203V204H201ZM63 204H65V207H64V205ZM85 204V205H84ZM125 204V205H126ZM145 204H147V205H145ZM193 204V205H192ZM59 205V206H58ZM75 205V206H74ZM81 206V208H82V213L80 212V206ZM192 205V206H191ZM199 205V206H198ZM202 205V206H201ZM76 206H79V207H77V208H79V209H77L76 208ZM121 206V207H120ZM123 206V207H122ZM135 206H136V204H135ZM139 206H141V207H139ZM142 206L143 207H145L143 210H144V212H145V215H144V212H143V210H142ZM149 206V207H148ZM182 206V207H181ZM195 206V207H194ZM255 206V207H254ZM263 206V207H262ZM19 207H20V209H19ZM71 207H73L74 209H72ZM146 207L147 208H150L149 209V212L148 211H146L147 209H146ZM160 207V206H159ZM158 207V208H159ZM180 207V208H179ZM199 207V208H198ZM32 208V209H31ZM53 208V209H52ZM71 209V211L73 210V212H71L70 211V209ZM118 208V209H117ZM123 208V209H122ZM132 208H135L134 206L132 207ZM132 208H130V209H132ZM136 208V209H137ZM164 208V209H163ZM170 208V209H169ZM181 208H183V209H181ZM190 208V209H189ZM255 208V209H254ZM27 209H28V211H27ZM30 209V210H29ZM84 209V210H83ZM90 209L92 210V212H94V214L96 215V218H92V216H95L91 211H90ZM96 209H98V210H96ZM120 209V210H119ZM139 209H140V212L138 213V211H139ZM153 209H154V211H153ZM177 209V210H176ZM198 209V210H197ZM199 209H200V211H199ZM203 209V210H202ZM54 210V211H53ZM68 210V211H67ZM86 210H87V212H86ZM116 210H119V211H117L118 212V215H116ZM123 210V211H122ZM186 210V211H185ZM76 211V212H75ZM89 211H90V213H89ZM96 211V212H95ZM114 211V212H113ZM120 211H121V213H120ZM132 211V210H131ZM137 212V214L139 215L140 213V217H142V218H140L136 213H134V212ZM150 211H152V213H151V215H150V217L149 218H147L148 217V214H146V213H149L150 214ZM163 211V212H164ZM172 211V212H171ZM173 211H174V213H173ZM196 211V212H195ZM255 211V212H254ZM123 212H124V214H123ZM157 212H160V214H161V216L157 213ZM176 212V213H175ZM184 212H185V214H184ZM260 214H259V213ZM262 212V213H261ZM75 213V214H74ZM92 213V214H91ZM99 213V215H97V214ZM115 213V214H114ZM179 213V214H178ZM199 213V214H198ZM252 215H251V214ZM256 213V214H255ZM72 216H71V215ZM78 214V216H79V214H81L80 216H81V218H82V215L83 214H86L85 215V217L83 216V218L80 220L79 218L80 217H78V219L76 220V218H75V215H77ZM91 214V215H90ZM121 214V215H120ZM134 214H135V216H134ZM182 214V215H181ZM187 214V215H186ZM195 214V215H194ZM263 214V215H262ZM66 215V216H65ZM92 218H90L89 216ZM119 215H120V217H121V220H119V218L117 219L116 217L118 216L119 217ZM129 217H128V216ZM142 215V216H141ZM144 215V216H143ZM158 215V216H157ZM166 215V216H165ZM183 215H186V216H183ZM199 215V216H198ZM251 217H250V216ZM253 215H255L254 217H253ZM257 215V216H256ZM64 216V217H63ZM102 217V218H99V217ZM129 218H127V217ZM138 216V217H137ZM160 216V218H158ZM178 218H177V217ZM202 216H204V217H202ZM69 217H70V219H69ZM126 217V218H125ZM145 217V218H144ZM153 217H154V219H153ZM164 217V218H163ZM166 217L169 219H166ZM187 217H188V219H187ZM189 217H190V219H189ZM198 217V218H197ZM74 220H73V219ZM87 219V223L85 224V227H87L86 225H88V227L87 228H89L88 230H89V232H90V234H89V236H85V235H87L86 233H88L87 231L88 230H86L85 228H84V226H82V224H81V222L83 223V225H84V222L83 221H85V219ZM89 218V219H88ZM143 218H144V220H143ZM163 218V219H162ZM202 218H203V221H202ZM52 219V220H51ZM64 219V220H63ZM94 219V220H93ZM96 219H98V221L96 220ZM103 221H102V220ZM124 219V220H123ZM148 219V220H147ZM151 219V220H150ZM179 219H180V221H179ZM184 219V220H183ZM198 219V220H197ZM71 220H73L74 221V225H75V227L78 225V223L80 222V224L79 225H81L82 227H83V229L85 230V231H83L82 230V232L80 231L81 230V226H77L78 228H74L73 226L74 225H72V223H71ZM78 220H79V222H78ZM93 221V223H92V221ZM101 220V221H100ZM107 221L108 220V222L106 223V222H104V221ZM110 220H111V222H110ZM147 220V221H146ZM158 220V221H157ZM194 220H196V221H194ZM262 220V221H261ZM64 221V222H63ZM67 221V222H66ZM69 221V222H68ZM94 221H96V223L94 222ZM131 221V222H130ZM143 221H146V223L148 222L149 223V225L147 224L146 225V223L144 224V222ZM150 221V222H149ZM168 221V222H167ZM198 221H199V223H198ZM54 222V223H53ZM88 222H89V224H88ZM104 222V223H103ZM116 222V223H115ZM117 222H118V224H117ZM127 222H130V225L131 226H128L129 224L127 223ZM165 222V223H164ZM171 222V223H170ZM182 222V223H181ZM191 222V223H190ZM206 222V223H205ZM247 222V223H246ZM249 222V223H248ZM251 222V223H250ZM253 222V223H252ZM70 223H71V225L72 226H70ZM93 224V226L91 225V224ZM94 223L96 224V225H98V226H96V225H94ZM125 223H127V224H125ZM144 224V225H141V224ZM160 223V224H159ZM167 223V224H166ZM177 223H179L178 225H177ZM184 223V224H183ZM189 223V224H188ZM194 223H196V224H194ZM260 225H259V224ZM102 225V226H100V225ZM108 224V225H107ZM132 224H134V225H132ZM162 224V225H161ZM174 226H173V225ZM189 226H187V225ZM192 224V225H191ZM228 225V226H226V225ZM247 225V226H245V225ZM110 226V227H107V226ZM113 225V226H112ZM135 225H136V230H139L140 229V231H136L135 230V233H134V227H135ZM140 225V226H139ZM158 225V226H157ZM166 225V226H165ZM176 225V226H175ZM191 225V226H190ZM263 225V226H262ZM45 226V227H44ZM51 226V227H50ZM90 226H91V228H90ZM94 226H96V227H100V228H102V229H99V230H97L96 231V229H98V228H96V227H94ZM106 226V227H105ZM140 228H139V227ZM146 226V227H145ZM149 226V227H148ZM156 226V227H155ZM244 226V227H243ZM255 226V227H254ZM256 226H257V229H256ZM118 229H117V228ZM146 229H145V228ZM164 227V228H163ZM177 227V228H176ZM179 227V228H178ZM181 227V228H180ZM188 227V228H187ZM239 227V228H238ZM248 227H249V229H248ZM250 227H251V229H250ZM263 227V228H262ZM51 228H52V230H51ZM96 228V229H95ZM104 228H107V229H104ZM111 229V230H113L112 232H111V230H109V229ZM117 230V234H116V231H115V229ZM167 228V229H166ZM173 230H172V229ZM182 228H184L183 229V231H182ZM224 228H225V231H224ZM254 228V229H253ZM261 228V229H260ZM70 229V230H69ZM145 229V230H144ZM159 229V230H158ZM162 229H164V230H162ZM166 229V230H165ZM177 229V230H176ZM223 229V230H222ZM226 229H227V231H226ZM5 230V231H4ZM62 230V231H61ZM74 230H77L76 231V233H75V231ZM93 232H92V231ZM94 230L96 231V232H94ZM110 231V233L109 232H107V231ZM151 230V231H150ZM181 230V231H180ZM232 230V231H231ZM238 230V231H237ZM249 230V231H248ZM255 230H256V232H255ZM53 231H54V233L55 234H53ZM68 231H70V232H68ZM102 231L105 233V231H106V233H105V235H103L104 233H102ZM131 231H133L132 233H131ZM160 231V232H159ZM164 231H166L164 234H162ZM176 231V232H175ZM258 231V232H257ZM44 232V233H43ZM77 232L79 233H83L84 235H81V234H79V235H77ZM99 234H98V233ZM177 232H179V233H177ZM180 232H183V233H181L180 234ZM227 232H228V234H227ZM240 232V233H239ZM244 232V233H243ZM247 232V233H246ZM251 234H250V233ZM57 233V234H56ZM95 235L96 233H97V235H93V234ZM137 233H139V234H137ZM145 233V234H144ZM147 233V234H146ZM160 233V234H159ZM167 233H168V235H167ZM173 233V234H172ZM226 233V234H225ZM51 234V235H50ZM69 234V235H68ZM71 234V235H70ZM112 236H111V235ZM120 234H123V235H125V237H121L120 236ZM127 234H129L128 236H127ZM150 234V235H149ZM158 234V235H157ZM179 234H180V236H179ZM185 234V235H184ZM230 234V235H229ZM233 234V235H232ZM239 234V235H238ZM244 234V235H243ZM247 234H248V236H247ZM44 235V236H43ZM60 235V236H59ZM66 235H67V237H66ZM73 235V236H72ZM82 237H81V236ZM108 235V236H107ZM118 235V236H117ZM122 235V236H123ZM137 235H138V237H137ZM143 235V236H142ZM145 235V236H144ZM147 235V236H146ZM173 235V236H172ZM182 235V236H181ZM237 235V236H236ZM262 235V236H261ZM79 236V237H78ZM120 236V237H119ZM131 238H130V237ZM160 236V237H159ZM186 236V237H185ZM245 236V237H244ZM47 237V238H46ZM84 237V238H83ZM87 237H89V238H87ZM109 237V238H108ZM142 237V238H141ZM144 237V238H143ZM147 237V238H146ZM155 239V240H153V238ZM159 237V238H158ZM172 239H171V238ZM230 237V238H229ZM250 237V238H249ZM37 238V239H36ZM42 238V239H41ZM46 238V239H45ZM75 238V239H74ZM80 238H82V239H80ZM105 238L107 239V240H105ZM111 238V239H110ZM119 238H122L123 240H120ZM134 238V239H133ZM152 238V239H151ZM158 238V239H157ZM176 238V239H175ZM179 238H181V239H179ZM185 238V239H184ZM50 239V240H49ZM62 239H63V241H62ZM85 239V240H84ZM223 239V240H222ZM229 239V240H228ZM239 239V240H238ZM250 239V240H249ZM255 241H254V240ZM40 240H41V242H40ZM44 240V241H43ZM109 240L111 241V242H109ZM117 240V241H116ZM119 240H120V242H119ZM145 240H146V242H145ZM152 240V241H151ZM167 240V241H166ZM170 240H171V242H170ZM176 240V241H175ZM184 240V241H183ZM69 241V242H68ZM79 241V242H78ZM140 241V242H139ZM144 242V243H142V242ZM250 241V242H249ZM103 242V243H102ZM122 242V243H121ZM162 242V243H161ZM181 242V243H180ZM183 242V243H182ZM187 242H189V243H187ZM227 242V243H226ZM241 242L242 243H245V244H241ZM253 242V243H252ZM106 244V246H105V244ZM115 243V244H114ZM124 243H125V246H124ZM138 243V244H137ZM149 243V244H148ZM153 243V244H152ZM160 243V244H159ZM166 243V244H165ZM171 243V244H170ZM178 243H179V246H184V248H181V247H179L178 246ZM187 243V244H186ZM226 243V244H225ZM229 243H230V245H229ZM103 244V245H102ZM123 244V245H122ZM164 245V247L162 248V246ZM241 244V245H240ZM9 245H11V246H9ZM117 245H118V247H117ZM140 245V246H139ZM143 245V246H142ZM151 245H152V247H151ZM162 245V246H161ZM168 245V246H167ZM218 245V246H217ZM237 245V246H236ZM244 245H246V246H244ZM248 245H249V247H248ZM102 246H104V247H102ZM115 246H116V248H115ZM121 246V247H120ZM127 246V247H126ZM132 246V247H131ZM140 247V249H139V247ZM149 246V247H148ZM157 246V247H156ZM160 246V247H159ZM211 246H212V248H211ZM143 247V248H142ZM148 247V248H147ZM187 247V248H186ZM189 247V248H188ZM210 247V248H209ZM216 247V248H215ZM225 247V248H224ZM227 247V248H226ZM229 247V248H228ZM235 247V248H234ZM101 248V249H100ZM108 248V249H107ZM118 248H120L119 250H118ZM122 248V249H121ZM145 248V249H144ZM150 248V249H149ZM165 248V249H164ZM171 248V249H170ZM185 249V250H180V249ZM217 248H220V249H217ZM232 248V249H231ZM105 249V250H104ZM112 249V251L113 252H116L113 256H112V251H110ZM114 249V250H113ZM124 249V251H126V252H123L122 250ZM138 249V250H137ZM142 249V250H141ZM154 249V250H153ZM158 249H160V250H158ZM163 249V250H162ZM188 249V252L186 251ZM191 249V250H190ZM209 249V250H208ZM213 249H214V251H213ZM221 249H222V251H221ZM228 249V250H227ZM233 249H236V250H233ZM131 250H134V251H131V253H130V251ZM140 251L139 252V254H138V252L137 251ZM166 252H165V251ZM169 250V251H168ZM178 250V251H177ZM208 250V251H207ZM216 250V251H215ZM226 250V251H225ZM241 250V251H240ZM243 250V251H242ZM84 251H88V252H85V253H83ZM106 251V252H105ZM146 251V252H145ZM148 251L150 252V254H148ZM153 251H154V253H153ZM155 251H159L160 253H156ZM180 251L182 252V253H184V254H182V253H180ZM203 251V252H202ZM211 251V252H210ZM213 251V252H212ZM221 251V252H220ZM60 252H62V253H60ZM65 252V253H64ZM100 252V253H99ZM105 252V253H104ZM129 252V253H128ZM142 252V253H141ZM177 252V253H176ZM179 252V253H178ZM185 252H187V253H185ZM191 252V253H190ZM196 252V253H195ZM234 252V253H233ZM239 252V253H238ZM241 252V253H240ZM67 253V254H66ZM79 253H81V254H79ZM89 253V254H88ZM93 253V254H92ZM99 253V254H98ZM109 253V254H108ZM119 253V254H118ZM124 253V254H123ZM163 253V254H162ZM203 253H204V255H203ZM218 253V254H217ZM221 253H222V255H221ZM237 253V254H236ZM68 255L67 257H66V255ZM71 254V255H70ZM73 254V255H72ZM102 254V255H101ZM105 254V255H104ZM110 254H111V256H110ZM132 254V255H131ZM159 254V255H158ZM169 254V255H168ZM181 254V255H180ZM186 254H188V255H186ZM193 254H195V255H193ZM200 254V255H199ZM220 255V256H217V255ZM231 254V255H230ZM233 254V255H232ZM65 255V256H64ZM69 255H70V257H69ZM99 255V256H98ZM119 255H120V258H122L123 256H125V255H127L126 257H123L121 260H120V258H119ZM130 255V256H129ZM140 255V256H139ZM144 255V256H143ZM146 255H147V257H146ZM153 255H156V256H153ZM172 257H171V256ZM178 255V256H177ZM62 256V257H61ZM91 256V257H90ZM97 256V257H96ZM114 256H116L115 258L116 259H114L113 261H111L110 262V260H112L111 259V257L112 258H114ZM152 256V257H151ZM174 256V257H173ZM182 256L184 257V259L182 258ZM191 256V257H190ZM205 256V257H204ZM208 258H207V257ZM99 257V258H98ZM107 257H109V259L107 258ZM117 257H118V259H117ZM127 257H129V259H127ZM141 257V258H140ZM146 257V258H145ZM151 257V258H150ZM160 257V258H159ZM188 257H190V258H188ZM200 257V258H199ZM210 257V258H209ZM216 257H219V258H216ZM225 257H226V259H225ZM230 257V258H229ZM237 257H239V255H237ZM105 258H106V260H105ZM132 258V259H131ZM137 258H139V259H137ZM144 258V259H143ZM155 258V259H154ZM156 258H158V259H156ZM169 258H171V259H169ZM174 259V261H173V259ZM177 258V259H176ZM180 258V259H179ZM192 258H196L195 259V261H194V259H192ZM212 258V259H211ZM228 258V259H227ZM231 258H234V260H232ZM59 259H60V261H59ZM71 259V260H70ZM73 259H75V260H73ZM90 259V260H89ZM97 259V260H96ZM104 259V260H103ZM123 259H126L127 261H123ZM131 259V260H130ZM142 261H141V260ZM146 259V260H145ZM179 259V260H178ZM185 259H186V261H185ZM188 259V260H187ZM202 259H203V261H202ZM221 259V260H220ZM222 259H223V261H222ZM67 260H69V261H67ZM78 260V261H77ZM89 262H88V261ZM118 260V261H117ZM139 260V261H138ZM193 260V261H192ZM199 262H198V261ZM216 260V261H215ZM218 260V261H217ZM226 260V261H225ZM103 261V262H102ZM116 261V262H115ZM119 261L121 262V263H119ZM138 261V262H137ZM181 261V262H180ZM197 261V262H196ZM208 261V262H207ZM210 261V262H209ZM214 261V262H213ZM220 261V262H219ZM234 261V262H233ZM61 262V263H60ZM110 262V263H109ZM114 262V263H113ZM183 262V263H182ZM196 262V263H195ZM229 262V263H228Z\"/></svg>",
	"mask_w": 264,
	"mask_h": 264
},
{
	"label": "bare ground",
	"instance_id": "2",
	"mask_svg": "<svg viewBox=\"0 0 264 264\" xmlns=\"http://www.w3.org/2000/svg\"><path fill=\"white\" fill-rule=\"evenodd\" d=\"M51 1V0H50ZM53 1V0H52ZM69 1V0H68ZM86 1V0H85ZM88 1V0H87ZM113 1H116V0H113ZM120 1V0H119ZM173 1H175V3H177L178 4V9H176L175 8V10L173 11L175 14V16H176V18H173V17H175V16H173V17H171V16H167V19H176L177 20V16L178 15H183V16H188V17H193V16H195L196 14H198V11L199 10H201V9H203V8H205V9H207V10H209V11H211V12H213L214 14H215V17L217 16V17H220L221 15H222V13H226V15H228L229 17H236L237 19H238V21L240 22V24L242 25V26H244V29L246 30V36H244V37H242V38H238L239 40L238 41H236L234 44H232V42L230 41V39H229V24H230V21H228L226 18H224L223 19V22H221V21H214L213 20V22H210V24H209V26L208 27H206V26H204L205 27V31H206V33H207V36L210 38L209 39V42H207V40L206 41H204V40H200V39H198V38H196L197 36H199V35H196L194 32V34L196 35V37H192V35H189L187 32H186V30H180V32H177L174 28H172V23H168V20L166 19V22H164V20L162 21V22H160L159 21V23H155V22H153L151 19H150V21H149V19H148V25H146L140 18H138L139 16H138V14L136 13V9L135 10H130V15H129V13L127 14V15H129L130 17L128 18V19H130V22H131V24L128 26V24H126V22L128 23V19H127V16L125 15V13L124 14H122V16H121V19H120V25H121V22L122 23H124V24H126V26H128L127 28L129 29V31H130V36L133 38V40H134V47L132 48V50L131 51H133V53L131 52V54L133 55V57H132V62H131V64H130V66L127 68V69H125V67H127L128 65H129V63H128V61H127V59L125 60L126 61V63H127V66H124L123 65V68L125 69V71L123 70V72H124V74H120L119 72H117V73H119L120 74V76L122 77V75L123 76H128L127 78L126 77H124L126 80L125 81H128L127 79H129V76H131V74H133L134 72H136V71H140V72H142V75H143V80L145 81V83L146 82H150V81H153V83H154V81H155V83H159L160 85L162 84V85H168V87H169V89H168V94H169V92H170V95L172 94V95H174V96H172V97H170V98H175L176 96L175 95H177V96H180V97H178L177 98V100H176V102L174 101V103H171V102H169V95L167 94V92L165 91V92H163V93H166L167 95H168V98H167V100H168V102L169 103H171V104H169V106H167V107H162L163 108V111L162 112H160V113H158L159 112V110H157V112L155 111V112H153V110H152V112L154 113L153 115H154V117H152L151 118V116H148V117H146L145 118V116H146V114H145V116L143 115L142 117H144L145 119L143 120V121H140V122H137L139 119H137L136 118V122L135 121H130V122H135L134 124L136 125V127H135V125L133 124L132 125V123L130 124V126H132V127H130V126H128L129 127V129L128 128H126L123 132H122V135L120 134L119 135V137H120V139L119 140H117L116 141V148H115V150H114V148H113V152L112 153H110V155L107 157V159L105 160V163H104V165L107 167H109V171L108 172H104L103 173V176L100 178V179H93L94 177H92L91 179H92V182L93 183H89L90 185L92 184V187L95 185V184H97V183H100V182H102L103 184H106V185H108V187H120V188H122L121 187V185H124V190L123 189H120V190H122L123 191V193H121L120 195H119V193H115V195H114V191H113V194H111L110 193V195H107V196H101V194L100 195H97V198L95 197V194L93 193V196L97 199V202H98V204H94V205H96L95 207H98V209H96V210H98V212L100 213V215L101 216H103V217H105V218H107V219H110L111 218V220L113 221V218H114V216L115 215H112L113 213L111 212L112 211V208L115 206V207H119V205H117L116 206V204H118L121 200H125L124 198H127V197H129L130 196V194H132V196L135 198L136 197V201L139 203V205H143V202H145V203H152L151 205H153L152 207H154V209L157 211L158 209H160V211H161V213H164L165 214V212L168 214V212H167V208H166V211H164V210H161V208H162V206L164 205V208L166 207V206H171V208L172 207H176L178 204H179V202L181 201V199L179 198V195L177 194V192H179V191H177V189L174 187L175 186V184L173 185V184H170V180L172 179V178H174V177H176L177 179H179V181L181 182V181H187L188 179H191V178H196V177H199L197 174H199L200 172H201V167H200V164H197V163H195L196 161L195 160H197V159H199L200 157H198V158H194V156H195V152H197L198 150H201V152H202V150L203 149H205L206 148V146L204 145L205 144V142H206V140L207 141H211L214 137H213V131H214V129H216L219 125H217L218 124V122H219V119H220V116H221V114H222V112H223V109L224 108H226V107H228L230 104L232 105V103L234 102H236V101H240V102H244L248 107L251 105L252 106V108H254L255 106H256V108H257V106L261 109L262 107H261V105L260 104H262V106H263V104H264V0H223V3L221 4V1L222 0H173ZM172 0H171V2H173ZM59 2V1H58ZM77 2V1H76ZM90 2V1H89ZM94 0L92 1V2H90V3H88V4H84V6H83V8H82V10L78 13V14H82L81 16H82V18L84 19L83 21L85 22V24H83V26L81 25L80 27H79V30L80 31H88V32H95L96 34H97V26L95 25L96 24V22L95 21H91L92 20V18L90 19V17L93 15V16H95V12H93L94 10L93 9H95L94 8ZM122 2V1H121ZM161 2H163L162 0H161ZM48 3V2H47ZM53 3H55V2H53ZM52 3V4H53ZM67 3V2H66ZM72 3V2H71ZM80 3H81V1H80ZM85 3V2H84ZM101 3V2H100ZM117 3V2H116ZM139 3V2H138ZM137 3V4H138ZM141 4L143 3V2H140ZM140 3H139V5H140ZM175 3H173V4H175ZM38 4V3H37ZM42 5H44V3H41ZM52 4H50V5H52ZM61 4V3H60ZM73 4H74V2H73ZM79 4V3H78ZM97 4H99L98 2H97ZM115 4V3H114ZM129 4V3H128ZM145 4V3H144ZM147 4V3H146ZM146 4H145V6H146ZM161 4V3H160ZM159 4V5H160ZM172 4V5H173ZM63 5V4H62ZM75 5V4H74ZM107 5V4H106ZM123 5V4H122ZM131 5V4H130ZM136 5V4H135ZM165 5V4H164ZM53 6V5H52ZM60 6V5H59ZM65 6H66V4H65ZM68 7H69V2H68V5H67ZM125 6V5H124ZM127 6V5H126ZM142 6V5H141ZM148 6L149 7H151L149 4H148ZM160 6H163V5H160ZM160 6H159V8H160ZM166 6V5H165ZM165 6H163V7H165ZM31 7V6H30ZM33 7V6H32ZM37 7V5L35 6V8ZM55 7H58V6H56L55 5ZM77 7V6H76ZM102 7V6H101ZM110 7V6H109ZM120 7V6H119ZM130 7V6H129ZM137 7V6H136ZM143 7V6H142ZM153 7V6H152ZM171 7V6H170ZM174 7V6H173ZM39 8H43V7H41L40 5H39ZM60 8V7H59ZM72 8V7H71ZM79 8H81V7H79ZM106 8V7H105ZM104 8V9H105ZM121 8V7H120ZM131 8V7H130ZM158 8V9H159ZM162 8V7H161ZM166 8V7H165ZM33 9V8H32ZM37 9H38V7H37ZM69 8H67V10H68ZM73 9V8H72ZM76 9V8H75ZM103 9V10H104ZM114 9H116V8H114ZM132 9V8H131ZM148 9H150V8H148ZM153 9V8H152ZM204 9V10H205ZM25 10V9H24ZM29 10V9H28ZM50 10V9H49ZM48 10V11H49ZM56 10V9H55ZM61 10V9H60ZM110 10V9H109ZM112 10H113V8H112ZM121 10H122V8H121ZM151 10V9H150ZM154 10H155V8H154ZM160 10V9H159ZM163 10V9H162ZM165 10V9H164ZM167 10H168V7H167ZM33 11H35L34 9H33ZM42 12H43V10H41ZM90 11V12H89ZM36 12H38V11H36ZM35 12V13H36ZM55 12V11H54ZM59 12V11H58ZM61 12V11H60ZM64 12V11H63ZM67 12V11H66ZM65 12V13H66ZM76 12H77V10H76ZM76 12H75V14H76ZM146 12V11H145ZM150 12H153V11H150ZM149 12V13H150ZM157 12V11H156ZM165 12H168V11H166L165 10ZM170 12V11H169ZM31 13H32V10H31ZM34 13V14H35ZM62 13V12H61ZM68 13V12H67ZM66 13V14H67ZM74 13V12H73ZM87 13H89V18H88V15H87ZM142 13H144V12H142ZM146 13H148V12H146ZM158 13V12H157ZM200 13H201V11H200ZM28 14H30V12H28ZM27 14V15H28ZM33 14V13H32ZM47 14H49V12L47 13ZM97 14V13H96ZM103 14V13H102ZM19 15V14H18ZM37 15H38V13H37ZM42 15H44V14H42ZM41 15V16H42ZM58 14H56L55 13V16H57ZM63 15H64V13H63ZM68 15H69V13H68ZM71 15V14H70ZM104 15V14H103ZM143 15V14H142ZM151 15L152 14H148V16H150L151 17ZM158 15H159V13H158ZM166 15V14H165ZM168 15V14H167ZM171 15H172V12H171ZM208 15V14H207ZM29 16V15H28ZM33 16V15H32ZM45 16V15H44ZM52 16L53 15H51V18H52ZM66 16V15H65ZM79 15H77V17H78ZM80 16V17H81ZM100 16V15H99ZM107 16V15H106ZM111 16V15H110ZM115 16V15H114ZM114 16H112V18L114 17ZM153 16H155L154 14H153ZM182 16V17H183ZM198 16V15H197ZM214 16V15H213ZM20 17V16H19ZM35 17V16H34ZM43 17V16H42ZM48 17H50V16H48ZM59 17V16H58ZM69 17V16H68ZM104 17V16H103ZM120 17V16H119ZM160 17V16H159ZM162 17V16H161ZM206 17V16H205ZM29 18V17H28ZM31 18V17H30ZM37 18V17H36ZM35 18V19H36ZM79 18V17H78ZM99 18V17H98ZM102 18V17H101ZM152 18V17H151ZM155 19H156V17H154ZM33 19V18H32ZM31 19V20H32ZM50 19V18H49ZM67 19V18H66ZM100 19V18H99ZM118 19V18H117ZM201 19V18H200ZM203 19V18H202ZM38 20V19H37ZM37 20H36V22H37ZM48 20V19H47ZM57 20V19H56ZM63 20V19H62ZM96 20V19H95ZM112 21H113V19H111ZM116 20V19H115ZM119 20V19H118ZM157 20H160V19H157ZM197 20V19H196ZM233 20V19H232ZM19 21H21V20H19ZM26 21V20H25ZM24 21V22H25ZM30 21V20H29ZM59 21V20H58ZM70 21V20H69ZM68 21V24L70 23ZM74 20L72 19V22H73ZM100 21V20H99ZM145 21H147V20H145ZM184 21V20H183ZM191 21H192V19H191ZM35 22V21H34ZM43 22V21H42ZM48 21H46L45 23L46 24H48L47 23ZM60 22V21H59ZM78 22H80V21H78ZM101 22H105V21H101ZM119 22V21H118ZM194 23H196L195 21H193ZM192 22V23H193ZM203 22H205V21H203ZM23 23V22H22ZM27 23V22H26ZM67 23V22H66ZM76 23V22H75ZM74 23V24H75ZM113 23H114V21H113ZM112 23V24H113ZM116 23V22H115ZM175 23V22H174ZM173 23V24H174ZM180 23V22H179ZM198 23L199 24H201L199 21H198ZM236 23V22H235ZM33 24V23H32ZM68 24H65V26L66 25H68ZM74 24L72 23V25L74 26ZM81 24V23H80ZM97 24H98V22H97ZM107 24H108V22H107ZM190 24V23H189ZM197 24V23H196ZM206 23H204V25H205ZM19 25V24H18ZM24 25V24H23ZM52 25V24H51ZM51 25H49V26H51ZM60 25H61V23H60ZM62 25H63V22H62ZM62 25H61V27H62ZM70 25V24H69ZM76 25H77V23H76ZM100 25V24H99ZM101 25H102V23H101ZM105 25V24H104ZM104 25H102V26H104ZM109 25V24H108ZM116 25V24H115ZM198 25V24H197ZM238 25V24H237ZM36 26V25H35ZM39 26H41V25H39ZM56 26V25H55ZM59 26V25H58ZM86 26V27H85ZM175 26V25H174ZM233 26V25H232ZM19 27V26H18ZM22 27V26H21ZM25 27H27V25L25 26ZM31 26H30V24H29V28H30ZM34 27V26H33ZM32 27V28H33ZM60 27V26H59ZM70 27H71V25H70ZM109 27V26H108ZM123 27V26H122ZM181 27H183V26H181ZM190 27V26H189ZM198 27H200V25L199 26H197V28ZM238 27H239V25H238ZM23 28V27H22ZM29 28H28V31H30L29 30ZM36 28H38V27H36ZM76 28V27H75ZM85 28H86V30H85ZM114 28V27H113ZM120 29H121V27H119ZM126 28V29H127ZM192 28V27H191ZM202 28V27H201ZM247 28H248V30H249V32L247 31ZM17 29V28H16ZM27 29V28H26ZM61 29V28H60ZM69 29V28H68ZM99 29V28H98ZM107 29V28H106ZM111 29V28H110ZM109 29V30H110ZM117 29V28H116ZM180 29V28H179ZM204 29V28H203ZM13 30V29H12ZM14 30H15V28H14ZM13 30V31H14ZM24 30V29H23ZM31 30H33V29H31ZM37 29H35V31H36ZM55 30V29H54ZM59 30V29H58ZM73 30V28H71V30L70 31H72ZM78 30V29H77ZM199 30V29H198ZM232 30H233V28H232ZM238 30L241 32H243V28L242 27H240V28H238ZM12 31V32H13ZM19 31V30H18ZM24 31H26V30H24ZM35 31H30V32H35ZM38 31H39V33L42 31V29L39 27L38 28ZM44 31V30H43ZM69 31V32H70ZM99 31V30H98ZM127 31V30H126ZM231 31V30H230ZM22 32V31H21ZM65 32H66V30H65ZM113 32V31H112ZM234 32V31H233ZM232 32V33H233ZM245 32V31H244ZM15 33H16V31H15ZM42 33V32H41ZM48 33V32H47ZM80 34H81V32H79ZM100 33V32H99ZM104 33V32H103ZM115 33H116V31H115ZM127 33V32H126ZM125 33V34H126ZM203 34H204V37H205V33L204 32H202ZM231 33V34H232ZM237 33V32H236ZM13 34V33H12ZM25 34V33H24ZM30 34H32V33H30ZM29 34V35H30ZM36 34V33H35ZM50 34V33H49ZM54 34V33H53ZM55 34H57V32L55 33ZM69 34V33H68ZM70 34H71V32H70ZM79 34V35H80ZM108 34H110V33H107V35L106 36H108ZM16 35H17V33H16ZM18 35H19V33H18ZM17 35V36H18ZM26 35V34H25ZM28 35V34H27ZM52 35V34H51ZM62 35V34H61ZM103 35V34H102ZM118 35V32L116 33V34H114V35H112V36H117ZM120 35V34H119ZM33 36H34V33H33ZM54 36V35H53ZM66 36V35H65ZM70 36V35H69ZM75 36V35H74ZM73 36V37H74ZM81 36V35H80ZM79 36V37H80ZM121 36V35H120ZM20 37V36H19ZM36 37V36H35ZM82 37V36H81ZM98 37H100V36H98ZM122 37H123V35H122ZM11 38V37H10ZM22 38V37H21ZM36 38H39V36L38 37H36ZM58 38V37H57ZM77 38H78V36H77ZM95 38V37H94ZM104 38V37H103ZM102 38V39H103ZM118 38V37H117ZM132 38H131V40H132ZM200 38V37H199ZM202 38V37H201ZM235 38V37H234ZM16 39H19V38H16ZM72 39V38H71ZM87 39V38H86ZM85 39V40H86ZM101 39V40H102ZM110 39V38H109ZM109 39H107L106 38V40H109ZM111 39H112V37H111ZM110 39V40H111ZM116 39V38H115ZM124 39H126V38H124ZM129 39V38H128ZM127 39V40H128ZM205 39H206V37H205ZM208 39V38H207ZM24 40H26V42H27V40H29V42H30V38H28L27 39V37H26V39H25V37H24ZM23 40V41H24ZM32 40V39H31ZM42 40V39H41ZM46 40V39H45ZM69 40V39H68ZM73 40V39H72ZM71 40V41H72ZM96 40H97V38H96ZM100 40V41H101ZM126 40V41H127ZM22 41V42H23ZM33 41V40H32ZM55 41V40H54ZM59 42H60V40H58ZM57 41V42H58ZM74 41V40H73ZM80 41V40H79ZM94 41V40H93ZM99 41V42H100ZM119 41H120V39H119ZM18 42V41H17ZM25 42V43H26ZM36 42H37V40H36ZM44 42V41H43ZM124 41H122V43H123ZM234 42V41H233ZM2 43H4V42H2ZM11 43V42H10ZM15 43H16V41H15ZM40 43H42V42H40ZM46 43V42H45ZM61 43V42H60ZM62 43H63V41H62ZM65 43V42H64ZM75 43V42H74ZM84 43V42H83ZM89 43H90V41H89ZM95 43V42H94ZM108 43V42H107ZM116 43V42H115ZM133 43V42H132ZM24 44V43H23ZM31 44H33L34 45V47H35V43L33 42V43H31ZM39 44V43H38ZM55 44V43H54ZM69 44H72L71 42L69 43ZM103 44V43H102ZM106 44V43H105ZM111 44H114V43H111ZM117 44V43H116ZM119 44V43H118ZM117 44V45H118ZM125 44V43H124ZM1 45V44H0ZM21 45V44H20ZM27 45V44H26ZM29 45V44H28ZM85 45V44H84ZM93 44H91L90 43V47L92 46ZM96 45H97V43H96ZM110 45V44H109ZM4 47H5V45H3ZM31 46V45H30ZM47 46H48V44H47ZM63 46V45H62ZM62 46L60 47V49L62 48ZM72 46V45H71ZM114 46H115V44H114ZM3 47V48H4ZM7 47V46H6ZM11 48H12V46H10ZM65 47V46H64ZM108 47V46H107ZM111 47V46H110ZM122 47V46H121ZM9 48V47H8ZM23 49H24V47H22ZM27 48V47H26ZM36 48H37V46H36ZM40 48V47H39ZM109 48V47H108ZM0 49H2L1 47H0ZM29 49H30V47H29ZM29 49H26V50H29ZM42 49V48H41ZM48 49V48H47ZM46 49V50H47ZM54 49H55V47H54ZM65 49H66V47H65ZM80 49V48H79ZM125 49V48H124ZM11 50H14V49H11ZM71 50V49H70ZM69 50V51H70ZM74 50H76L75 48H74ZM110 50V53H111V49H109ZM115 50H117V49H115ZM2 51V50H1ZM7 50H5V52H6ZM17 51V50H16ZM22 51L23 50H21L20 52L22 53ZM33 51V50H32ZM48 51V50H47ZM68 51V50H67ZM94 51H96V54H94ZM106 51V53L108 54V52H107V48H105L103 45H99L98 44V46H96V47H94V48H89V47H87L86 49H82L79 53H78V55H76V56H72V57H70V62L68 61V67L67 68H65V69H63V70H61L60 71V73L62 72V71H64V72H66L67 73V75H68V73H70V72H74V71H76L78 68H80V67H83V68H87V66H88V62L89 61H91V60H93L94 59V57H95V55H99V54H101V55H104L105 52ZM19 52V53H20ZM61 52V51H60ZM64 52V51H63ZM62 52V53H63ZM76 52V51H75ZM120 52V51H119ZM8 53V52H7ZM7 53L4 55L5 57H8L7 56ZM11 53V52H10ZM10 53L8 54V55H10ZM14 53V52H13ZM15 53H17V54H19L18 52H15ZM15 53H14V55H15ZM29 53H30V50H29ZM38 53V52H37ZM56 53V52H55ZM61 53V54H62ZM103 53V54H102ZM113 53V52H112ZM115 53V52H114ZM20 55V54H19ZM25 55V54H24ZM48 55V54H47ZM50 55V54H49ZM63 55V54H62ZM68 55V54H67ZM113 55H116V54H113ZM119 55L121 56V54L119 53ZM16 56V55H15ZM33 56V55H32ZM39 56V55H38ZM64 56H66V54L64 55ZM71 56V55H70ZM106 56V55H105ZM118 56V55H117ZM116 56V57H117ZM126 56V55H125ZM130 56V55H129ZM2 56H0V58H1ZM10 57H11V55H10ZM28 57H30V55H28ZM37 57V56H36ZM35 57V58H36ZM43 57V56H42ZM49 57V56H48ZM50 57H51V55H50ZM49 57V58H50ZM52 57H54L53 55H52ZM51 57V58H52ZM59 56H57V58H58ZM108 57V56H107ZM106 57V58H107ZM113 57V56H112ZM112 57H110V58H112ZM116 57H115V59H116ZM12 58H13V56H12ZM55 58V57H54ZM56 58V59H57ZM65 58H67V57H64V59ZM99 58V57H98ZM117 58H119V57H117ZM2 59H5V58H2ZM19 59H21V58H19ZM18 59V60H19ZM38 60H40L39 58H37ZM43 59V58H42ZM63 59V60H64ZM108 59V58H107ZM10 60H11V58H10ZM36 60V59H35ZM34 60V61H35ZM60 60H61V58H60ZM59 60V61H60ZM97 60V59H96ZM110 60V59H109ZM112 60V59H111ZM8 60L6 59V62H7ZM14 61V60H13ZM43 61H44V59H43ZM42 61V62H43ZM62 61V60H61ZM115 61H117V60H115ZM123 61V60H122ZM121 61V62H122ZM129 61H130V58H129ZM3 62V61H2ZM17 62V61H16ZM19 62V61H18ZM23 62V61H22ZM24 62H26V61H24ZM27 62H29V61H27ZM26 62V63H27ZM30 62H32V61H30ZM29 62V63H30ZM55 62V61H54ZM64 62H66V61H64ZM63 62V63H64ZM106 62H108V61H106ZM110 62V61H109ZM124 62V61H123ZM122 62V63H123ZM11 63V62H10ZM38 64H40L41 65V63H39V62H37ZM56 63V62H55ZM100 63V62H99ZM113 63V62H112ZM117 63V62H116ZM125 63V62H124ZM126 63H125V65H126ZM12 64V63H11ZM16 64V63H15ZM19 64H21V60H20V63ZM52 64V63H51ZM90 64H91V62H90ZM67 65V64H66ZM94 65V64H93ZM96 65V64H95ZM105 65V64H104ZM109 65H111L110 63H109ZM113 65H114V63H113ZM18 66V65H17ZM22 66H23V64H22ZM29 66V65H28ZM33 66V65H32ZM106 66V65H105ZM104 66V67H105ZM117 66V69H119L118 68V64L116 65ZM20 67V66H19ZM34 67V66H33ZM32 67V68H33ZM63 67H64V64H63ZM91 67V66H90ZM89 67V68H90ZM97 67V66H96ZM112 67V66H111ZM35 68V67H34ZM33 68V69H34ZM41 68H42V66H41ZM40 68V69H41ZM113 68H115V67H113ZM17 70H18V68H16ZM15 69V70H16ZM27 69H29V67L27 68ZM36 69V68H35ZM51 69V68H50ZM53 69H55V67L53 68ZM58 69V68H57ZM82 69V68H81ZM99 69V68H98ZM101 69V68H100ZM99 69V70H100ZM108 69V68H107ZM106 69V70H107ZM121 69H122V67H121ZM16 70V71H17ZM24 70V69H23ZM30 70V69H29ZM28 70V71H29ZM43 70V69H42ZM79 70V69H78ZM94 70H97L96 68L94 69ZM109 70V69H108ZM9 71V70H8ZM35 71V70H34ZM50 71V70H49ZM57 71V70H56ZM80 71V70H79ZM78 71V72H79ZM102 71V70H101ZM120 71V70H119ZM10 72V71H9ZM15 72V71H14ZM19 72H22V70L20 69V71ZM18 71H17V73H19ZM24 72L26 73L27 72V70L25 71L24 70ZM44 74H45V72L44 71H42ZM42 72H39V73H41V76H42ZM58 72V71H57ZM84 72V71H83ZM86 72V71H85ZM84 72V73H85ZM121 72V71H120ZM16 73V74H17ZM33 73V72H32ZM39 73H38V75H39ZM50 73H52V72H50ZM56 73V72H55ZM77 75H78V73L77 72H75ZM84 73H82V74H84ZM88 73V72H87ZM90 73V72H89ZM107 73H108V71H107ZM122 73V72H121ZM136 73H138V72H136ZM136 73H134V75L136 74ZM15 74V73H14ZM13 74V75H14ZM20 74H22V73H20ZM30 74H31V72H30ZM62 74V73H61ZM96 74V73H95ZM99 74V73H98ZM102 75H103V72L101 73ZM104 74H106L105 72H104ZM110 74V73H109ZM113 74V72L110 74V75H112ZM116 74V72L114 73V75ZM141 74V73H140ZM19 75V74H18ZM32 75V74H31ZM31 75H27V76H31ZM34 75H37L36 74V72H35V74ZM50 75V74H49ZM48 75V76H49ZM57 75H59V72H58V74ZM85 75V74H84ZM97 75V74H96ZM134 75H132V77L134 76ZM138 75H139V73H138ZM23 76L24 75H22V78H23ZM26 76V75H25ZM40 76V75H39ZM62 76V75H61ZM63 76H65L64 74H63ZM76 76V75H75ZM87 76V75H86ZM90 76L92 77L93 75H89V78H90ZM100 76V75H99ZM117 76H119V75H117ZM5 77H6V75H5ZM15 77H17V75L15 76ZM19 78H20V76H18ZM17 77V80L19 79ZM34 77L35 76H33V79H34ZM38 77V76H37ZM37 77H35L36 79H32V76H31V80H33L34 82H36L35 80H37ZM52 77V76H51ZM51 77H50V79H51ZM55 77V76H54ZM39 79H40V77H38ZM45 77L43 76L42 77V79L43 80H45L44 79ZM57 79H58V77H56ZM71 78V77H70ZM70 78H68V79H70ZM73 78H75V77H73ZM88 78V77H87ZM109 78H110V80H109ZM111 78L114 80V78H113V76L111 77H108V79L107 80H109V81H107V80H105V81H107V83L108 82H110V83H112V84H114L113 83V81L111 80ZM116 78H119V77H116V75H115V79ZM138 78H140V77H137V80L140 82L141 80L140 79H138ZM6 79V78H5ZM15 79V78H14ZM24 79V78H23ZM22 79V80H23ZM30 79H29V81H30ZM48 79V81H50L49 80V78H47ZM83 79V78H82ZM92 80H94V78H91ZM91 79L89 80V81H91ZM97 79V78H96ZM104 79H106V78H104ZM133 79H135V78H133ZM22 80H21V82H22ZM42 80V81H43ZM55 80V79H54ZM54 80H53V82H54ZM59 80H60V78H59ZM66 80V79H65ZM72 80V79H71ZM98 80H101V79H98ZM117 80V79H116ZM119 80H120V82H121V78H119ZM132 80V79H131ZM136 80V81H137ZM29 81H23L22 83H28ZM32 81V83H34ZM41 80H40V82H42ZM46 81V80H45ZM45 81H43L42 82V84L45 82ZM47 81V82H48ZM52 81V80H51ZM67 81V80H66ZM65 81V82H66ZM80 81H81V76H78V77H76V80L75 81H73L74 82V85L72 84V89H73V87H76V88H78L77 87V85H79L80 84ZM83 81V80H82ZM118 81V80H117ZM133 81V80H132ZM18 82H20V81H18ZM44 83V84H46L45 86H44V84L43 85H41V83H40V85L41 86H44V88H46V86H50L48 83ZM55 82H56V80H55ZM58 82V81H57ZM86 82V81H85ZM93 82V81H92ZM100 82V81H99ZM98 82V83H99ZM138 82V83H139ZM13 83V82H12ZM26 83V84H27ZM31 83V82H30ZM64 83V82H63ZM87 83V82H86ZM94 83H96V82H94ZM93 83V84H94ZM102 83V82H101ZM123 83H124V79H123ZM136 83V82H135ZM144 83V82H143ZM146 83V84H144V85H148L149 86V84H151V83ZM17 84V83H16ZM25 84V85H26ZM29 84V83H28ZM35 84H37V83H35ZM38 84H39V82H38ZM48 84V85H47ZM56 84H58V83H56ZM60 84V83H59ZM66 84L67 83H65V86H66ZM71 84V83H70ZM83 84V83H82ZM82 84H81V86H82ZM85 84V83H84ZM91 84V83H90ZM109 84V83H108ZM111 84V85H112ZM118 84V83H117ZM122 84V83H121ZM125 84H127V83H125ZM123 85L124 86V89H128L127 88V86L126 85ZM137 84V83H136ZM24 85V86H25ZM33 86H34V84H32ZM40 85H37V87L38 86H40ZM97 85V84H96ZM95 85V87H97V86H99V85H97L96 86ZM101 85V84H100ZM110 85V84H109ZM108 85V86H109ZM128 85V84H127ZM138 85V84H137ZM157 87H158V85L157 84H155ZM159 85V86H160ZM162 85H161V87H162ZM52 86H53V84H52ZM57 86V85H56ZM59 86V85H58ZM57 86V87H58ZM62 86V85H61ZM64 86V85H63ZM69 86V85H68ZM67 86V87H68ZM71 86V85H70ZM84 86V88L85 87H89V86H85V85H83ZM82 86V87H83ZM92 86V85H91ZM113 87L115 86H117V85H112ZM121 86V85H120ZM126 86V87H125ZM129 86V85H128ZM139 86H140V84H139ZM142 86V85H141ZM148 86H147V88H148ZM18 87V86H17ZM16 87V88H17ZM20 87H21V85H20ZM28 86H26L25 88H27ZM51 87V86H50ZM104 87H107L106 86V84H104V86H102V88L101 87H98V89L96 88V91H99L100 93H97L98 95L99 94H102L103 95V93L101 92V90H100V88L101 89H104ZM109 87H111V86H109ZM151 87H152V85H151ZM153 87H154V85H153ZM16 88H14L13 90H15ZM19 88V87H18ZM23 88V87H22ZM21 88V89H22ZM39 88H41V91H42V89H44V88H42V87H39ZM38 88V89H39ZM60 87H58V88H55V89H59ZM93 88V87H92ZM112 88V87H111ZM121 88V87H120ZM160 88V87H159ZM20 89V90H21ZM29 89V88H28ZM32 89H34V88H32ZM35 89H36V91H37V88L35 87ZM52 89H54V88H52ZM51 89V90H52ZM61 89V88H60ZM67 89V88H66ZM65 89V90H66ZM91 89V88H90ZM106 90H107V88H105ZM103 90V92H105V93H107L108 92V90H107V92H106V90ZM123 89V90H124ZM31 90V89H30ZM29 90V91H30ZM45 90V89H44ZM50 89L49 90H46V91H48V92H50L51 91ZM75 90H77V89H75ZM88 90V88L86 89V91ZM95 90V89H94ZM112 90H113V88H112ZM120 90V89H119ZM119 90H118V92H119ZM129 90V89H128ZM147 91H149L148 89H146ZM162 90V89H161ZM160 90V91H161ZM164 90V89H163ZM35 90H32V92H30V93H33ZM40 93H41V91L40 90H38ZM53 91H55V90H53ZM59 91V90H58ZM57 91V92H58ZM61 91V90H60ZM84 91H85V89H84ZM85 91V92H86ZM90 91H92V89L90 90ZM89 91V93H91ZM154 91H157V90H155V87H154ZM158 91H159V89H158ZM157 91V92H158ZM14 92V91H13ZM19 92V91H18ZM45 92V91H44ZM56 92V91H55ZM80 92H81V90H80ZM79 92V93H80ZM110 92V91H109ZM116 92H117V87H116ZM115 92V94L117 95V93ZM124 92V91H123ZM127 91H125V94L124 95H122V92H120L121 93V96H123V97H125L126 95H127V93H126ZM11 93V92H10ZM15 93H17V92H15ZM20 93V92H19ZM23 93H26V92H22V94ZM30 93H28V94H30ZM51 93L53 94V92H50V95H51ZM59 93H61V92H59ZM63 93V92H62ZM67 93H68V91H67ZM72 93H74L73 91H72ZM78 93V94H79ZM84 93V92H83ZM83 93H80V94H83ZM87 94L88 96V100L89 99H91V97H92V93H93V95H94V91H92V93L91 94ZM148 93H150V92H148ZM152 93V92H151ZM159 93V92H158ZM28 94H27V98H29V97H31L30 95L28 96ZM43 94V93H42ZM45 94V93H44ZM46 94H48V93H46ZM56 93H54V95H55ZM69 94H70V92H69ZM68 94V95H69ZM85 94V93H84ZM96 94V95H97ZM111 94H113V97H114V92H112V93H109V95L111 96ZM161 94V93H160ZM165 94V96H167ZM19 95V98L18 99H20L22 96L24 97V94L22 95V96H20V94H18ZM33 95H35V94H33ZM32 95V96H33ZM57 95V94H56ZM55 95V96H56ZM61 95V94H60ZM67 95V94H66ZM66 95L64 94V96H65V99H67V97H66ZM77 95V94H76ZM76 95H75V97H76ZM90 95V96H89ZM118 95H120V94H118ZM150 95V94H149ZM162 95V94H161ZM36 96V95H35ZM38 96V95H37ZM36 96V97H37ZM39 96H40V94H39ZM52 96V98H53V95H51ZM58 96V95H57ZM74 96V95H73ZM84 96V95H83ZM165 96H163V97H165ZM16 97H17V95H16ZM25 97H26V95H25ZM46 97V96H45ZM44 97V98H45ZM48 98L50 97V96H47ZM75 97H71L70 96V98L73 100V98H75ZM86 97V96H85ZM90 97V98H89ZM152 97V96H151ZM155 97V96H154ZM160 97V96H159ZM262 97V98H261ZM5 98V97H4ZM39 97H37V99H38ZM47 98V99H48ZM82 98V97H81ZM94 98V97H93ZM112 98V97H111ZM115 98V100H117L116 99V97H114ZM146 98H149L148 96L146 97ZM258 98H260L259 99V103L260 104H257V102H256V104H254V101H257L258 100ZM8 99V98H7ZM7 99H5L6 101H7ZM21 99H23V98H21ZM32 99H34V101H37V99H35V97L34 98H32L31 97V102H32ZM40 99H42L43 100V98H40ZM83 99V98H82ZM84 99H86V98H84ZM110 99V98H109ZM113 99V98H112ZM251 99L253 100L254 99V101H251ZM261 99H263V101L261 100ZM13 100H14V96H13ZM25 100V99H24ZM24 100H22V101H24ZM39 100V99H38ZM41 100V101H42ZM46 100V99H45ZM52 100V99H51ZM55 100V99H54ZM53 100V104L54 103H56L55 101ZM87 100V99H86ZM95 100V99H94ZM114 100V99H113ZM147 100V99H146ZM150 100H151V98H150ZM153 100V99H152ZM155 100V99H154ZM153 100V101H154ZM175 100V99H174ZM250 101V103L252 102L253 103V105H252V103L249 105V101ZM33 101V102H34ZM40 101V102H41ZM44 101V100H43ZM57 101H58V97H57ZM65 101H68V99L67 100H65ZM74 101V100H73ZM82 101V100H81ZM8 102V101H7ZM12 102V101H11ZM14 102H15V100H14ZM19 102V101H18ZM27 102H30L28 99H27ZM38 102V101H37ZM47 102H48V100H47ZM50 102H52V101H50ZM89 102H91L90 100H89ZM155 102V101H154ZM153 102V103H154ZM261 102H263V103H261ZM22 103V102H21ZM24 103V102H23ZM43 103V102H42ZM45 103H46V101H45ZM68 103V102H67ZM74 102H72V104H73ZM94 104H95V102H93ZM92 102H91V104H93ZM144 103V102H143ZM147 103V102H146ZM152 103V104H153ZM234 103H233V106H234ZM244 103L243 104H241L242 105V107H244L245 106V108L247 109V106L246 105H244ZM1 104V103H0ZM9 104V103H8ZM7 104V105H8ZM37 104H39V103H37ZM36 104V105H37ZM53 104H52V106H53ZM58 104V103H57ZM62 104H63V101H62ZM62 104L61 103H59L58 105H57V112H60L61 111V109H64V108H62ZM69 104V103H68ZM71 104V105H72ZM79 105H80V103H78ZM82 104V103H81ZM86 104H88V101H86V103H85V105ZM90 104V103H89ZM90 104V105H91ZM93 104V105H94ZM125 104V103H124ZM237 103H235V106H236V108L235 109H238V111H239V113L240 112H242L243 111V109H245V108H243L242 109V111L239 109V107H237V106H241V105H236ZM240 104V103H239ZM29 105V107H32V105H31V103L30 104H28ZM39 105H41V104H39ZM65 105H67L66 103H65ZM76 105V104H75ZM90 105H87V108H89V110H90V108H93V107H91ZM133 105V104H132ZM154 105V104H153ZM153 105H151V106H153ZM156 105V104H155ZM154 105V106H155ZM162 105L164 106L165 104L164 103H162ZM3 106V105H2ZM22 106H23V104H22ZM33 106H35L34 104H33ZM43 106V105H42ZM77 106V105H76ZM90 106V107H89ZM141 106H142V104H141ZM141 106H140V108H141ZM150 106V107H151ZM233 106H230V110L232 109L233 111H234V109H233ZM234 106V107H235ZM254 106V107H253ZM10 107H11V113H12V108H14V109H16V107L14 106H11L10 105ZM39 108V106H36L35 108ZM44 107V106H43ZM51 107V106H50ZM54 107L56 108V106H55V104H54ZM68 107H70V105L68 106L67 105V108ZM82 107V106H81ZM144 106H142V108H143ZM232 107V108H231ZM4 109H6V107H3ZM20 108V107H19ZM45 108V107H44ZM83 108V107H82ZM81 108V109H82ZM140 109L139 111H136L137 112V114L136 113H134V112H132L133 113V115L135 116V117H137V115H138V112H141L142 110L143 111H145L144 109L145 108H147V104H146V107L144 108V109ZM158 108V107H157ZM159 108H160V106H159ZM158 108V109H159ZM162 108H160V109H162ZM252 108H249V110H251V112H252ZM256 108H254V111H255V109ZM258 108V110H260ZM9 110H10V108H8ZM33 109H34V107H33ZM42 109V108H41ZM76 109V108H75ZM94 109V108H93ZM96 109V108H95ZM148 109V108H147ZM146 109V110H147ZM245 109V110H246ZM263 109V108H262ZM26 110V109H25ZM36 110V109H35ZM52 110H53V108H52ZM52 110H50V111H52ZM73 110H74V108H73ZM108 110H110V109H108ZM113 110H114V108H113ZM244 110V111H245ZM249 110H246L247 112H250ZM258 110H257V112H258ZM16 111V110H15ZM19 111H21L20 109H19ZM34 111V110H33ZM47 111V110H46ZM82 111V110H81ZM84 111V110H83ZM82 111V112H83ZM86 111V110H85ZM91 111V110H90ZM142 111V112H143ZM150 111V114L152 113L151 112V110H148V112ZM253 111V112H254ZM6 112H8V111H6L5 110V113L4 114H6ZM10 112V111H9ZM31 112V113H30ZM29 113L32 115V114H34V112H32V111H30ZM37 112V111H36ZM39 112V111H38ZM55 112V111H54ZM81 112V113H82ZM88 112V111H87ZM127 112V111H126ZM131 112V111H130ZM147 112V111H146ZM148 112H147V114H148ZM246 112V113H247ZM252 112V113H253ZM263 112V111H262ZM20 113V112H19ZM25 113H27V115L29 114L28 113V111L26 110V112ZM42 113V112H41ZM75 113V112H74ZM76 113H77V110H76ZM85 113V112H84ZM156 113V114H155ZM245 112H243V118H246L248 115V113L246 114ZM259 113V112H258ZM30 114H29V116H24L25 114H24V112H23V116L24 117H26L27 119H29L31 116H30ZM57 114V113H56ZM55 114V115H56ZM78 115H79V113H77ZM89 114V113H88ZM91 114H93L92 112H91ZM114 114V113H113ZM226 114V113H225ZM255 114V113H254ZM260 114H264V113H260ZM15 115V114H14ZM37 115V114H36ZM40 115H42V114H40ZM51 115H52V113H51ZM54 115V114H53ZM75 115V114H74ZM83 115V114H82ZM95 115V114H94ZM94 115H93V117H94ZM140 115V114H139ZM138 115V116H139ZM152 115V116H153ZM233 115V114H232ZM245 115H247L246 117H245ZM252 114H250L249 116H251ZM3 116H5V115H3ZM2 116V117H3ZM8 116V115H7ZM6 116V117H7ZM10 116H11V114H10ZM33 116V115H32ZM43 116H44V114H43ZM49 116V115H48ZM47 116V117H48ZM80 116V115H79ZM85 116V115H84ZM89 116H91V115H89ZM88 116V117H89ZM132 116V115H131ZM228 116V115H227ZM254 116V115H253ZM252 116V117H253ZM1 116H0V118H2ZM15 117V116H14ZM21 117H22V112H21ZM24 117H22L23 119H24ZM29 117V118H28ZM38 117V116H37ZM39 117H42V116H39ZM51 117V116H50ZM58 117H60V115H58ZM81 117V116H80ZM129 117V116H128ZM135 117H132V118H135ZM140 117H141V115H140ZM11 118H12V116H11ZM17 118V117H16ZM22 118H19V116H18V118L17 119H22ZM35 118V117H34ZM52 118V117H51ZM75 118V117H74ZM83 118V117H82ZM87 118V117H86ZM91 118H92V116H91ZM109 118V117H108ZM121 118H122V115H121ZM120 118V119H121ZM125 118H127V117H125ZM124 118V119H125ZM131 118V117H130ZM147 118H151V119H153L154 120V124H152V126H154L153 128H151V129H149V122H148V119ZM251 118V117H250ZM256 118H259V117H255V118H253L255 121H256ZM15 119V118H14ZM22 119V120H23ZM26 119V121L25 122H27L26 123V125H25V123L23 124V126L21 125L20 127H22V129L21 130H24L23 129V127H24V125L27 127V124H28V120ZM32 119V118H31ZM42 119V118H41ZM56 118L54 117V120H55ZM59 119V118H58ZM69 119V118H68ZM67 119V120H68ZM80 119V118H79ZM123 119V120H124ZM143 119V118H142ZM231 119V118H230ZM25 120V119H24ZM30 120V119H29ZM36 120H38V121H42V120H40V119H38V118H36ZM35 120V121H36ZM53 120V121H54ZM62 120V119H61ZM65 120V119H64ZM84 120H87V122L86 123H88V122H90L91 120H93V119H91L90 121H88V118L87 119H84ZM117 120H119V118L117 119ZM119 121V122H124V121ZM235 120V119H234ZM242 120H244V119H242ZM247 120H248V118H247ZM250 121H251V119H249ZM5 121H6V119H5ZM11 121V120H10ZM15 121V120H14ZM14 121H12L13 123H14ZM34 121V120H33ZM33 121H31V122H33ZM34 121V122H35ZM81 122H82V124H80V126L81 125H83V121H82V119L80 120ZM112 121H114L115 122V120H112ZM128 121V120H127ZM151 121V120H150ZM222 121H224V120H222ZM260 121V120H259ZM7 122V121H6ZM19 122V121H18ZM30 122V121H29ZM50 122V121H49ZM63 122V121H62ZM113 122V123H114ZM118 122V123H119ZM129 122V123H130ZM152 122V121H151ZM252 122V121H251ZM254 122V121H253ZM252 122V123H253ZM262 122H264V121H262ZM20 123L21 122H19V125H20ZM117 123V122H116ZM128 123V124H129ZM246 123V122H245ZM260 124H261V122H259ZM259 123H257V125L259 124ZM0 124H2L1 123V121H0ZM32 124V123H31ZM30 124V125H31ZM38 124V123H37ZM43 124H46V123H44L43 122ZM58 124V123H57ZM92 124V123H91ZM115 124V123H114ZM120 124V123H119ZM124 124L125 125H127V123H126V121L124 122ZM124 124H122V126L124 127ZM226 123H224V125H225ZM260 124H259V126H260ZM32 125H34V124H32ZM40 125H42V124H40ZM49 125V124H48ZM71 125V124H70ZM89 125V124H88ZM116 125V124H115ZM121 125V124H120ZM119 125V126H120ZM182 125H184L185 126V128H187V127H189V130H190V133L186 136V135H184V136H186L185 138H181V141H179V140H177L174 136H173V129L174 128H178V127H180V126H182ZM222 125V124H221ZM244 125V124H243ZM243 125H241V127L243 128V127H245V126H243ZM254 125V127H255V123L253 124ZM256 125V126H257ZM264 124L262 123V125L261 126H263ZM9 126V125H8ZM17 126H18V124H17ZM29 126V125H28ZM34 126H36V125H34ZM34 126H32V127H34ZM59 126V125H58ZM73 126V125H72ZM85 127H86V125H84ZM217 126V127H216ZM240 126V125H239ZM239 126H237L238 128H239ZM16 127V126H15ZM31 127V126H30ZM84 127V128H85ZM91 127V125L89 126V128ZM112 127V126H111ZM127 127V126H126ZM221 127V126H220ZM225 126H223L222 128H224ZM240 127V128H241ZM250 127V126H249ZM4 128V127H3ZM7 129H9L8 127H6ZM12 127H10V129H11ZM14 128V127H13ZM13 128H12V130H13ZM17 128V127H16ZM15 128V129H16ZM29 128V127H28ZM36 128V127H35ZM63 128V127H62ZM82 128H83V126H82ZM88 128V126H87V129L88 130H90ZM92 128V127H91ZM115 128H117V127H115ZM125 128V127H124ZM229 128L230 127H226V132H228V130H229ZM231 128H233V127H231ZM230 128V129H231ZM239 128V129H240ZM248 128V127H247ZM252 128V126L250 127V129ZM256 129H258V126L257 127H255ZM255 128H253V129H255ZM19 131H20V128H17ZM27 129V128H26ZM36 129H38V128H36ZM40 129V128H39ZM47 128H45V130H46ZM57 129V128H56ZM218 129V128H217ZM253 129H252V131H253ZM256 129L254 130V131H256ZM28 130V129H27ZM26 130V131H27ZM30 130H31V128H30ZM33 130V129H32ZM117 130V129H116ZM184 130V129H183ZM188 130V131H189ZM222 129H218V131L217 132H215L216 134L219 132L220 133V131H221ZM240 130H242V129H240ZM245 129L243 128V131H244ZM247 130H249V129H247ZM259 130V129H258ZM264 130V129H263ZM8 131V130H7ZM29 131V130H28ZM35 131V130H34ZM44 131V130H43ZM43 131H41V132H43ZM48 131V130H47ZM46 131V132H47ZM105 131V130H104ZM103 131V132H104ZM236 131V130H235ZM242 131V132H243ZM251 131V130H250ZM249 131V132H250ZM254 131H253V133H254ZM261 131V130H260ZM259 131V132H260ZM10 132V131H9ZM8 132V133H9ZM12 132V131H11ZM13 132H15V131H13ZM23 132V131H22ZM88 132H90V131H88ZM95 132V131H94ZM109 132V131H108ZM224 132V131H223ZM240 132V131H239ZM258 134H259V132L258 131H256ZM16 133V132H15ZM15 133H14V135H15ZM29 133H30V131H29ZM28 133V134H29ZM34 133V132H33ZM51 133H52V131H51ZM121 133V132H120ZM173 133V134H172ZM180 133H181V131H180ZM184 133H185V131H184ZM187 133V132H186ZM218 133V134H219ZM225 133V132H224ZM246 134H248V131H246L245 132ZM251 133V132H250ZM249 133V134H250ZM256 133V135H258ZM1 134V133H0ZM39 135H40V133H38ZM45 133L43 132V135H44ZM53 134H55V133H53ZM62 134V133H61ZM72 134V133H71ZM77 134V133H76ZM86 134V133H85ZM98 134H100V132H98ZM111 134V133H110ZM115 134V133H114ZM177 134V133H176ZM217 134V135H218ZM221 134V133H220ZM226 134H227V136H229L228 135V133H225L224 135L223 134H221V139H222V136L224 137L223 139H225V138H228L227 136H226ZM3 135V134H2ZM10 135V134H9ZM19 135V134H18ZM30 135V134H29ZM28 135V136H29ZM48 135V134H47ZM102 135V134H101ZM250 135H252V134H250ZM260 135V134H259ZM1 136V135H0ZM4 136V135H3ZM6 136V135H5ZM4 136V137H5ZM16 136V135H15ZM31 136V135H30ZM49 136H51V135H49ZM54 137L53 138H56L55 137V135H53ZM57 137H58V131H57V135H56ZM61 136V135H60ZM62 136H63V134H62ZM65 136H66V134H65ZM178 136V135H177ZM213 138H212V137ZM248 136V135H247ZM7 137V136H6ZM11 137V136H10ZM12 137H14V136H12ZM21 137V136H20ZM23 137V136H22ZM21 137V138H22ZM79 137V136H78ZM180 137V136H179ZM251 137V136H250ZM258 137V136H257ZM257 137L254 135V137L252 136L251 138L252 139H254L255 138V140L257 139ZM260 138L262 137V136H259ZM1 138V137H0ZM18 138V137H17ZM17 138H16V141H17ZM29 138H31V137H28V140H29ZM35 138H37V137H35ZM73 138L74 137H72V140H73ZM89 137H87V139H88ZM211 138V139H210ZM238 138V137H237ZM247 138H249V136L247 137ZM259 138V139H260ZM4 139V138H3ZM7 139V138H6ZM20 139V138H19ZM32 139H34V137L32 138ZM56 139H58V138H56ZM66 139H67V137H66ZM70 139L71 138H69L68 140H69V142H70ZM79 139V138H78ZM216 139H217V137H216ZM215 138L213 139V140H216ZM220 139V140H221ZM229 139V138H228ZM227 139V141H229ZM232 138H230V141H234V140H231ZM240 139H242L241 137H240ZM239 139V140H240ZM244 139V138H243ZM250 139V138H249ZM20 140H22V139H20ZM26 140H27V138H26ZM27 140V141H28ZM35 140V139H34ZM38 140H39V138H38ZM43 140H45V138L43 139ZM65 140V139H64ZM165 140L167 141L165 144H163L164 142H165ZM218 141H219V144H223L222 142H220V140L219 139H217ZM216 140V141H217ZM245 140V139H244ZM248 140V139H247ZM14 141H15V139H14ZM14 141H13V144H14ZM23 141H24V139H23ZM30 141H31V139H30ZM36 141V140H35ZM65 141H67V140H65ZM73 141H75V140H73ZM78 141H82V140H78ZM89 141H90V139H89ZM164 141V142H163ZM217 141V142H218ZM223 141V140H222ZM225 141V140H224ZM223 141V142H224ZM229 141V142H230ZM238 141V140H237ZM241 141H243V140H241ZM241 141L239 142L240 144L239 145H242L241 144ZM249 141H251V139L249 140ZM248 141V142H249ZM7 141H5L3 144H4V147H5V143H6ZM8 142H10V141H8ZM7 142V143H8ZM20 141H18V143H19ZM25 142V141H24ZM31 142H33V140L31 141ZM30 142V143H31ZM44 142V141H43ZM68 142V141H67ZM212 142V141H211ZM210 142V143H211ZM229 142H227V144H230ZM234 142H236V141H234ZM252 142H254V141H252ZM251 142V143H252ZM257 142H261V140H259V141H256V143L255 144H257ZM262 142H264V141H262ZM27 143V142H26ZM71 143V142H70ZM76 143V142H75ZM79 143H81V142H79ZM106 143V142H105ZM112 143V142H111ZM233 143V142H232ZM245 143H246V141H245ZM244 142H243V145L245 144ZM251 143H249V144H251ZM10 144H12V143H10ZM11 145V146H13V148H14V145ZM21 144V143H20ZM19 144V145H20ZM78 144V143H77ZM215 144V142L212 144V145H214ZM218 144V146H221V145H219ZM264 144V143H263ZM1 145H2V142H1ZM0 145V146H1ZM18 145V144H17ZM23 146H24V144H22ZM36 145H39L38 144V142H37V144ZM62 145H63V143H62ZM66 145H68V144H66ZM93 145V144H92ZM211 145V144H210ZM224 145V144H223ZM226 145V144H225ZM238 145V144H237ZM260 145H262V144H260ZM3 146V145H2ZM10 146V145H9ZM9 146L7 147L8 149H9ZM15 146H16V144H15ZM21 146V145H20ZM20 146H18V148L20 147ZM23 146L22 147H20V148H22L23 149ZM29 146V145H28ZM28 146H26V148H28ZM33 146V145H32ZM31 146V147H32ZM44 146V145H43ZM46 146V145H45ZM55 146V145H54ZM54 146H52V147H54ZM60 146V145H59ZM79 146V145H78ZM114 146V145H113ZM204 146V147H203ZM232 146V145H231ZM234 146H236L235 145V143H233V147ZM251 146V145H250ZM257 146H259V145H257ZM25 147V146H24ZM34 147V146H33ZM51 147V148H52ZM66 147V146H65ZM64 147V148H65ZM77 147V146H76ZM91 147V146H90ZM98 147V146H97ZM100 147V146H99ZM215 147V146H214ZM226 147V146H225ZM232 147V148H233ZM240 147H242V146H240ZM240 147H236L235 149V151L234 152H232L233 153V156L236 154L235 152L236 151H238L237 149H239V152L238 153H241L242 154V152L241 151H243V153H244V150H243V148L241 149ZM246 147V146H245ZM244 147V149H246V148H248L249 150H250V147L249 146H247L246 148ZM41 148V147H40ZM39 148V149H40ZM43 148V147H42ZM50 148V149H51ZM55 148V147H54ZM57 148H58V146H57ZM82 148V147H81ZM209 148V147H208ZM222 148H224V147H222ZM221 148V149H222ZM230 148V147H229ZM253 148H254V146H253ZM260 148V147H259ZM10 149H11V147H10ZM9 149V150H10ZM15 149V148H14ZM13 149V150H14ZM30 149V148H29ZM33 149V148H32ZM35 149V148H34ZM53 149V148H52ZM65 149H67V148H65ZM77 149V148H76ZM76 149H75V151H76ZM83 149V148H82ZM85 149V148H84ZM190 149V150H189ZM216 149H217V147H216ZM225 149V154L227 153V151H226V148H224ZM228 149V148H227ZM234 149V148H233ZM240 149H241V151H240ZM2 150H3V148H2ZM2 150H0L1 152H2ZM6 150V149H5ZM13 150H11L10 152L11 153H14V155L17 157V155L15 154L17 151H19L20 152V149L19 150H15V152L13 151ZM43 150H44V148H43ZM49 150V149H48ZM62 150H64V149H62ZM72 150H74V149H72ZM72 150H70V151H72ZM79 150V149H78ZM104 150V149H103ZM187 150H189L190 152H188ZM206 150V149H205ZM204 150V151H205ZM208 151H209V149H207ZM206 150V151H207ZM229 150L230 149H228V152H229ZM248 150V151H249ZM259 150V149H258ZM7 151L8 150H6L5 152L7 153ZM25 151H27V150H25ZM32 151V150H31ZM37 151V150H36ZM56 151V150H55ZM65 151V150H64ZM69 151V152H70ZM83 151V150H82ZM173 151L174 152H176V154H175V157H173V158H171V156H169V153L170 152H172V154H173ZM191 151L193 152V151H195L194 152V154H192V155H194L193 156V158H192V155L190 154L191 153ZM206 152V153H211V151L212 150H210V152ZM248 151H247V154H248ZM251 151V150H250ZM0 152V154H3V152L1 153ZM27 152H29V151H27ZM45 152H46V149H45ZM48 153H49V151H47ZM50 152H51V150H50ZM79 152V151H78ZM85 152V151H84ZM86 152H87V150H86ZM93 152V151H92ZM100 152H101V150H100ZM198 152H200V151H198ZM200 152V153H201ZM213 152H214V150H213ZM252 152V151H251ZM255 152V150L253 151V155L256 157V156H258L257 154L260 152H258L257 153V151H256V153H254ZM5 153V154H6ZM9 153V152H8ZM21 154H22V152H20ZM26 153V152H25ZM35 153V152H34ZM33 153V154H34ZM39 153H41V152H39ZM44 153V152H43ZM52 153H54V152H52ZM56 153V152H55ZM77 153V152H76ZM80 153H83V152H81V149H80ZM99 153V152H98ZM106 153V152H105ZM205 153V152H204ZM215 153V152H214ZM218 153V152H217ZM220 153H221V151L219 152V154H216L217 155V157H219L218 155H220ZM230 153H231V151H230ZM235 153V154H234ZM19 155V156H23V157H25L24 155V149H23V155ZM36 154V153H35ZM87 154V153H86ZM102 154V153H101ZM172 154H170V155H172ZM173 154V155H174ZM198 154V153H197ZM222 154H224V152L222 153ZM256 154V155H255ZM7 155H9V157H10V161H14V159L12 160V157H11V155L10 154H7ZM6 155V156H7ZM13 154H12V156H14ZM27 155H29V153H27ZM31 155V154H30ZM30 155H29V159H30ZM37 155V154H36ZM39 155V154H38ZM45 155V154H44ZM49 156H50V154H48ZM69 155V154H68ZM76 155V154H75ZM94 155V154H93ZM103 155L105 156V154L103 153ZM102 155V156H103ZM199 155V154H198ZM202 155V154H201ZM201 155H199V156H201ZM211 155H212V153H211ZM215 155V156H216ZM227 155V154H226ZM231 155V154H230ZM229 155V156H230ZM240 155V154H239ZM245 155V154H244ZM253 155H251V156H253ZM5 156V157H6ZM33 156V155H32ZM46 156V155H45ZM66 156H67V154H66ZM74 156V155H73ZM91 157H92V155H90ZM95 156H96V154H95ZM204 156V158H206L207 156H209V154L207 155H203ZM202 156V157H203ZM214 156V155H213ZM213 156H211V157H213ZM224 156V155H223ZM232 156V159L234 158V157H236V156H238V155H236V156H234L233 157ZM241 156V155H240ZM243 156V155H242ZM249 154H248V157H250V158H252ZM253 156V157H254ZM2 157H4V156H0V158H2ZM37 157V156H36ZM72 157V156H71ZM79 157H81L80 155H79ZM90 157V158H91ZM94 157V156H93ZM99 157V156H98ZM226 157H228V156H226ZM244 157V156H243ZM247 157V156H246ZM245 157V158H246ZM248 157H247V162H248V165H250V163H249V159H248ZM255 157L254 158H252L253 160H256L257 159V163L259 164V167H264V152L262 151V153H260L259 154V156L255 159ZM7 158H8V156H7ZM6 158V159H7ZM15 158V157H14ZM26 158V157H25ZM32 158V157H31ZM45 158V157H44ZM49 158V157H48ZM54 158V157H53ZM53 158L51 157V159H52V161H53ZM59 158V157H58ZM70 158V157H69ZM78 158V157H77ZM82 158V157H81ZM85 158V157H84ZM90 158H89V160H87V161H90ZM95 158V157H94ZM102 158V157H101ZM100 158V159H101ZM105 158V157H104ZM209 158V159H208ZM207 159L209 160V162H211L210 161V157H208ZM242 158V157H241ZM6 159L4 160L3 158H2V161H5L6 162ZM18 159H20V157H18ZM18 159H15V162H17L16 160H18ZM28 159V160H29ZM43 159V158H42ZM57 159V158H56ZM67 159V158H66ZM79 159V158H78ZM194 159V160H193ZM202 158H200L199 160V163L202 161V162H204L205 160L204 159H202ZM207 159H206V161H207ZM218 159V158H217ZM225 159V158H224ZM223 159V160H224ZM227 159V158H226ZM231 159V160H232ZM252 159H250V160H252ZM20 160H23V158L22 159H20ZM33 160H35L34 158H33ZM50 160V159H49ZM63 160H65L64 158H63ZM81 160V159H80ZM84 160V159H83ZM91 160H92V158H91ZM9 161V160H8ZM7 161V162H8ZM19 161V160H18ZM24 161V160H23ZM30 161V160H29ZM37 161V160H36ZM40 161H42V160H40ZM52 161H50V163L48 164V162H47V164H48V167H51V166H49V165H51V162ZM67 161V160H66ZM66 161H63V163H66ZM70 161V160H69ZM76 161H77V159H76ZM87 161L85 162V163H87ZM94 161V160H93ZM97 161V160H96ZM101 161V160H100ZM214 161V160H213ZM224 161H227V160H224ZM235 161H239V159L238 160H236L235 159ZM15 162H13V163H15ZM25 162V161H24ZM27 162V161H26ZM31 162H32V160H31ZM35 162V161H34ZM54 162H55V160H54ZM54 162H53V164H54ZM58 162H60V161H58ZM68 162V161H67ZM198 162V161H197ZM201 162V164L203 165V163ZM208 161H207V163L206 162H204V163H206V166L205 167H207V164H208V168H209V170L208 171H210L211 169H210V167H209V163ZM218 162V161H217ZM228 162V161H227ZM231 162V161H230ZM230 162H229V164H230ZM233 162H234V160H233ZM243 162H245V161H243ZM246 162V163H247ZM253 162V161H252ZM9 163V162H8ZM12 163V162H11ZM12 163V164H13ZM20 163H22V166H23V162H21L20 161ZM20 163H18L17 162V165L18 164H20ZM29 163V162H28ZM27 163V164H28ZM33 163V162H32ZM44 163L46 164V162H43L42 164L44 165ZM57 163V162H56ZM75 164H76V162H74ZM82 163H84V161L82 162ZM89 163V162H88ZM87 163V164H88ZM94 163V162H93ZM212 163V162H211ZM214 164H216V165H218L217 163H215V161L213 162ZM240 164H241V162H239ZM246 163H245V165H242V166H246ZM1 164V163H0ZM11 164V165H12ZM25 164V163H24ZM30 164V163H29ZM28 164V165H29ZM40 164V162L37 164V165H39ZM46 164V165H47ZM52 164V165H53ZM71 164V163H70ZM91 164V163H90ZM95 164H96V162H95ZM102 164V163H101ZM223 164V163H222ZM224 164H226L225 162H224ZM235 164H237V163H235ZM239 164V165H240ZM243 164V163H242ZM252 164V163H251ZM253 164H254V162H253ZM256 164V163H255ZM255 164H254V168L256 169V167H255ZM257 164V165H258ZM4 165H6V163H4ZM8 165V164H7ZM10 165V164H9ZM16 165V164H15ZM16 165V166H17ZM34 165V166H33ZM32 166H33V168L34 167H38V166H35V164H33ZM43 165H41V166H43ZM46 165H44V166H46ZM68 165V164H67ZM79 165L80 166H83V165H81L80 163H79ZM231 165V164H230ZM229 165V166H230ZM248 165H247V167H248ZM14 166V165H13ZM13 166H11V167H13ZM43 166V167H44ZM55 166V165H54ZM78 166V165H77ZM99 166V165H98ZM210 166H211V164H210ZM236 166V165H235ZM251 166V165H250ZM249 166V167H250ZM10 167V166H9ZM19 167V166H18ZM24 168L26 167V164H25V166H23ZM55 167H57V164H56V166ZM59 167V166H58ZM86 168V167H88V166H83V168ZM95 167V166H94ZM104 167V166H103ZM107 167V168H108ZM225 167V166H224ZM252 167V166H251ZM13 168H16L15 166L13 167ZM22 168V167H21ZM23 168V169H24ZM28 169L29 168H32L31 166L30 167H27ZM54 168V167H53ZM52 168V169H53ZM60 168V167H59ZM72 168V167H71ZM70 168V169H71ZM77 168V167H76ZM99 169L101 168V167H98ZM107 168H105L106 170H107ZM212 168V167H211ZM238 168V167H237ZM245 168V167H244ZM254 168H251L252 170L254 169ZM18 169V168H17ZM28 169H26L27 171H28ZM42 169V168H41ZM41 169H37L36 170V168H35V170L36 171H38V172H40V170ZM50 169V168H49ZM51 169V170H52ZM62 169V168H61ZM207 169V168H206ZM222 169V168H221ZM240 169H241V167H240ZM248 169V168H247ZM255 169H254V172H255ZM7 170V169H6ZM11 170V169H10ZM31 171H33L32 169H30ZM29 170V171H30ZM46 170V169H45ZM59 170V169H58ZM65 170V169H64ZM63 170V171H64ZM72 170V169H71ZM70 170V171H71ZM73 170H75V168L73 169ZM80 170H81V168H80ZM83 170V169H82ZM86 170V172H89V171H87V168L85 169ZM96 170H98V169H96ZM203 170H205V169H203L202 168V171ZM212 170H214V169H212ZM217 170H219V169H217ZM227 170V169H226ZM238 170V169H237ZM246 170V169H245ZM251 170V171H252ZM76 171V170H75ZM94 171V170H93ZM99 171V170H98ZM223 171V170H222ZM241 171V170H240ZM247 171H249V170H247ZM263 171V170H262ZM16 172H17V170H16ZM22 172V174H23V170L21 171ZM20 172V170H19V172H18V174L19 173H21ZM24 172H25V169H24ZM48 173V171H41L40 172V174H42V173ZM69 172V171H68ZM103 172V171H102ZM205 172V171H204ZM232 172V171H231ZM245 172V171H244ZM253 172V173H254ZM259 172V169H257V171H256V173H258ZM15 173V172H14ZM35 173H37V172H35ZM44 173H43V175H44ZM46 173V175L48 176H43V177H46L47 179L50 177L51 178V180L53 179V181H54V178H56L55 176L56 175H54L53 177H51V175L49 176V174H47ZM55 173V172H54ZM63 173V172H62ZM89 173H91V172H89ZM93 173V172H92ZM98 173V172H97ZM101 173V172H100ZM212 173V172H211ZM225 173V172H224ZM2 174V173H1ZM0 174V175H1ZM51 174V173H50ZM60 173L58 172V175H59ZM71 174V173H70ZM77 174H79V173H77ZM81 174L83 175L84 173H82L81 172ZM81 174H79L80 176H81ZM202 174V173H201ZM200 174V175H201ZM205 174V173H204ZM227 174V173H226ZM262 174H264V172L262 173ZM63 175H64V173H63ZM76 175V174H75ZM90 175V174H89ZM98 175V174H97ZM197 175V176H196ZM230 175V174H229ZM250 175V174H249ZM258 175V174H257ZM4 176V174L2 175V177ZM79 176V177H80ZM85 176V175H84ZM87 176V175H86ZM92 176V175H91ZM196 176V177H195ZM205 176V175H204ZM203 176V177H204ZM210 176V175H209ZM220 176V175H219ZM228 176V175H227ZM226 176V177H227ZM234 176V175H233ZM242 176V175H241ZM256 176V175H255ZM261 176H263V175H261ZM14 177V176H13ZM37 177V176H36ZM58 177V176H57ZM63 177V176H62ZM73 177V176H72ZM76 177H78V176H76ZM82 178H80L81 180H83V176H81ZM97 177V176H96ZM206 177V176H205ZM212 177V176H211ZM221 177H222V175H221ZM224 177H225V175H224ZM247 177H248V175H247ZM50 178L48 179V181L50 182L51 180H50ZM59 178H61V176L59 175ZM90 178V177H89ZM98 178V177H97ZM208 178H210V177H208ZM223 178V177H222ZM236 178V177H235ZM13 179V178H12ZM57 179V180H56ZM55 179V182H63V180L62 181H60L58 178H56ZM73 179V178H72ZM245 179H247V178H245ZM264 179V178H263ZM5 180V179H4ZM66 180V179H65ZM68 180V179H67ZM70 180V179H69ZM90 180V179H89ZM192 180V179H191ZM208 180V179H207ZM222 180V179H221ZM229 180V179H228ZM227 180V181H228ZM250 180H253L252 178L250 179ZM80 181V180H79ZM98 181V182H97ZM174 181V180H173ZM178 181V180H177ZM196 182L195 183H197V180H195ZM202 181V180H201ZM212 181V180H211ZM219 181V180H218ZM258 181V180H257ZM58 182H57V184H58ZM64 182H66V181H64ZM63 182V185H60V186H62V187H64V185L66 184L67 185V183H64ZM77 182V181H76ZM192 182H194V181H192ZM191 181L189 182H186V183H192ZM203 182V181H202ZM206 182V181H205ZM210 182V181H209ZM229 182V181H228ZM234 182V181H233ZM238 182V181H237ZM241 182V181H240ZM243 182V181H242ZM68 183H70V181L68 182ZM72 183V182H71ZM102 183H101V186H102ZM172 183V182H171ZM177 183V182H176ZM183 183V182H182ZM185 183V182H184ZM208 183V182H207ZM214 183V182H213ZM216 183H218V182H216ZM215 183V184H216ZM220 183V182H219ZM225 183V182H224ZM29 184V183H28ZM50 184V183H49ZM52 184V183H51ZM53 184H55L56 185V183H54L53 182ZM75 184V183H74ZM87 183H85L84 184V186L86 185ZM129 184H133L134 186L133 187H137L138 188V190H140V193L139 192H136L135 194H134V191H133V189H131V188H133V187H131ZM198 184V183H197ZM200 184H202V183H200ZM210 184H212V183H210ZM209 184V185H210ZM241 183H239V185H240ZM244 184V183H243ZM242 184V185H243ZM249 185H250V183H248ZM54 185V186H55ZM66 185H65V187H66ZM177 185V184H176ZM186 185V184H185ZM184 184H183V186H185ZM190 185V184H189ZM188 185V186H189ZM192 185H194V184H192ZM199 185V184H198ZM208 185V186H209ZM230 185V184H229ZM246 185V184H245ZM261 185V184H260ZM259 185V186H260ZM75 186V185H74ZM78 186V185H77ZM76 186V187H77ZM80 186V185H79ZM87 186V185H86ZM86 186H85V189H86ZM99 186H100V184H99ZM100 186V187H101ZM179 186V185H178ZM177 186V187H178ZM187 186V185H186ZM187 186V187H188ZM211 186H213V185H211ZM228 186V185H227ZM231 186V185H230ZM262 186V185H261ZM28 187V186H27ZM56 187H58V186H56ZM64 187V188H65ZM70 186L69 185H67V187L66 188H69ZM97 187H98V185H97ZM115 187V188H116ZM191 187V186H190ZM194 187H195V185H194ZM200 187H202V186H200ZM215 187V186H214ZM220 187V186H219ZM224 187V186H223ZM222 187V188H223ZM229 187V186H228ZM251 187V186H250ZM255 187H257V186H255ZM59 188H61V187H59ZM63 188V189H64ZM66 188H65V190H66ZM72 188V187H71ZM99 188V187H98ZM104 188V187H103ZM107 188V187H106ZM106 188H104V189H106ZM129 190H128V189ZM181 188V185L179 186V189ZM198 188H199V186H198ZM197 188V189H198ZM208 188V187H207ZM212 188V187H211ZM216 188H218V187H216ZM216 188H214V189H216ZM52 189H54V188H52ZM82 189V188H81ZM89 189H91V187H89L88 188V190ZM94 189H96V188H94ZM101 189V188H100ZM108 189V188H107ZM182 189H184L183 187H182ZM181 189V190H182ZM185 189H187V188H185ZM232 189H233V187H232ZM68 190V192L67 193H69L71 190H69V189H67ZM66 190V191H67ZM108 190H112V189H108ZM116 190V189H115ZM119 190V189H118ZM188 190V189H187ZM213 190V189H212ZM18 191V190H17ZM72 191H74V189L72 188ZM87 191V190H86ZM104 191V190H103ZM106 191V190H105ZM124 191H126V192H128L127 194L124 192ZM185 191V190H184ZM195 191V190H194ZM202 191V190H201ZM209 191V190H208ZM220 191V190H219ZM218 191V192H219ZM229 191V190H228ZM20 192H21V190H20ZM61 192H63V190L61 191ZM87 192H91V191H87ZM92 192H95V191H92ZM180 192H182V191H180ZM179 192V193H180ZM188 192V191H187ZM206 191H204V193H205ZM211 192V191H210ZM64 193H65V191L63 192V193H61V195L59 196L58 195V200L59 201H61L60 199H66V197H64V198H62L63 196H67L68 197V195H66V193H65V195H64ZM71 193V192H70ZM83 193V192H82ZM107 193V192H106ZM125 193V195H123ZM199 193V192H198ZM203 193V194H204ZM216 193V192H215ZM254 193H256L255 191H254ZM259 193H260V191H259ZM62 194H63V196H62ZM86 194H88V195H90L89 193H86ZM86 194H84V197H85V195ZM197 194V193H196ZM202 194V193H201ZM202 194V195H203ZM212 194V193H211ZM257 194V193H256ZM256 194H249L248 192H246L245 190H239V189H233V191H230V192H227L226 194H224V195H222L221 197H222V199H224L223 201H224V203L222 204V203H216L217 202V200H216V202L215 203H209L208 205H206L205 207H203V209L206 211L205 212V215H206V218H207V216H208V220H207V224H205L204 226H206L205 228H197L196 226H191L190 228H188V229H186V231H184V232H186L187 234H186V236L188 235V240H190V243H192V247H191V249L193 248V250L191 251L192 253H194L193 251H197V250H199V249H205L206 250V248L209 246V245H211L212 243L214 244L217 240H218V242H216V243H220L219 242V239H220V236H222L220 233H219V230H221V228L219 227L220 225H222V222H227L228 223V225L230 226V228L234 231L235 229V227H236V225L237 224H239L240 222H242L243 220H244V218L246 217V214H247V210L249 209V207H250V204L252 203L251 201V199L253 198V197H255L256 196ZM17 195H19V193L17 194ZM16 195V196H17ZM92 195V194H91ZM91 195L90 196H87L86 198H87V200H90L89 199V197L91 198ZM103 195H104V192H103ZM185 195H186V193H185ZM185 195H184V197H185ZM190 195V194H189ZM210 195V194H209ZM260 195V194H259ZM77 196H78V194H77ZM77 196H74V197H72L70 194H69V197H70V199L69 198H67V202H71L72 200H71V197H72V199H74L75 197V200L74 201H76L77 200V202H79V200L77 199ZM92 196V199L90 200V201H88V202H91V201H94V202H96L95 200H94V197ZM195 196V195H194ZM215 196V195H214ZM19 197V196H18ZM82 197V196H81ZM259 197V196H258ZM260 197L262 198V195H260ZM17 198V197H16ZM78 198H80V197H78ZM193 198V197H192ZM204 198V197H203ZM263 198H264V196H263ZM184 199H186V197L184 198ZM188 199V198H187ZM195 199V198H194ZM197 199L200 201L201 199H202V196H197ZM214 199V198H213ZM256 199V198H255ZM68 200H70V201H68ZM84 200V199H83ZM86 200V199H85ZM133 201H132V205L135 207V208H132L133 206H127V205H129V203H128V200L126 199V201L125 202H127L128 204H126V203H124V201L122 202V204H123V206H125L124 207V209L126 210V211H124L125 213H127V211L129 210V213L131 212V215L133 214L132 212H133V210H138V208H137V205H138V203H136V202H134V199H132ZM220 200V199H219ZM218 200V201H219ZM251 200V201H250ZM1 201H3V200H1ZM21 201H22V199H21ZM20 201V202H21ZM55 201V200H54ZM62 201H64V203H65V200H62ZM193 201H195V200H193ZM197 201V200H196ZM257 201H258V199L256 200V203H257ZM19 202V203H20ZM66 202V205L68 206L70 203H67ZM76 202V203H77ZM213 202V201H212ZM261 202V201H260ZM75 203V204H76ZM80 203L81 204H83L81 201H80ZM85 204H88L87 202H84ZM131 203V202H130ZM187 203H188V201H187ZM196 203V202H195ZM203 203V202H202ZM201 203V204H202ZM58 204V203H57ZM72 204H74V203H72L71 202V204L70 205H72ZM84 204V205H85ZM91 204V203H90ZM90 204H88L89 206H90ZM120 204H121V202H120ZM126 204V205H125ZM135 204H136V206H135ZM191 204V203H190ZM194 204V203H193ZM192 204V205H193ZM254 204H255V202H254ZM64 205V207H65V204H63ZM77 205V204H76ZM145 205H147V204H145ZM191 205V206H192ZM195 205V204H194ZM59 206V205H58ZM75 206V205H74ZM80 206V205H79ZM79 206H76V208L77 207H79ZM122 206V207H123ZM160 206V207H159ZM199 206V205H198ZM202 206V205H201ZM91 207H92V204H91ZM114 207V208H115ZM121 207V206H120ZM139 207H141V206H139ZM149 207V206H148ZM159 207V208H158ZM182 207V206H181ZM195 207V206H194ZM255 207V206H254ZM263 207V206H262ZM66 208V207H65ZM72 209H74L73 207H71ZM80 208V212L82 213V208H81V206L79 207ZM79 208H77V209H79ZM93 208V207H92ZM130 208H132V209H130ZM137 208V209H136ZM145 207H143L142 206V210L144 209ZM163 208V209H164ZM180 208V207H179ZM199 208V207H198ZM19 209H20V207H19ZM32 209V208H31ZM53 209V208H52ZM70 209V208H69ZM116 209V208H115ZM118 209V208H117ZM123 209V208H122ZM146 211H148L149 212V209L150 208H147L146 207ZM154 209H153V211H154ZM170 209V208H169ZM173 209V208H172ZM181 209H183V208H181ZM190 209V208H189ZM202 209V210H203ZM255 209V208H254ZM30 210V209H29ZM84 210V209H83ZM93 210V209H92ZM92 210L90 209V211L92 212ZM120 210V209H119ZM119 210H116V215H118V212L117 211H119ZM132 210V211H131ZM145 210V209H144ZM144 210H143V212H144ZM177 210V209H176ZM184 210V209H183ZM198 210V209H197ZM250 210V209H249ZM27 211H28V209H27ZM54 211V210H53ZM68 211V210H67ZM70 211H71V209H70ZM90 211H89V213H90ZM123 211V210H122ZM134 212V213H136L137 214V212ZM164 211V212H163ZM186 211V210H185ZM199 211H200V209H199ZM71 212H73V210L71 211ZM76 212V211H75ZM86 212H87V210H86ZM96 212V211H95ZM114 212V211H113ZM124 212H123V214H124ZM140 212V209H139V211H138V213ZM172 212V211H171ZM196 212V211H195ZM255 212V211H254ZM88 213V212H87ZM93 214H94V212H92ZM91 213V214H92ZM99 213L97 214V215H99ZM112 213V214H111ZM120 213H121V211H120ZM129 213H127L128 215H129ZM151 213H152V211H150V214L149 213H146V214H148V217L147 218H149L150 217V215H151ZM156 213V212H155ZM160 216H161V214H160V212H157ZM156 213V214H157ZM173 213H174V211H173ZM176 213V212H175ZM259 213V212H258ZM262 213V212H261ZM75 214V213H74ZM90 214V215H91ZM115 214V213H114ZM141 214V213H140ZM140 214L138 215L139 217H140ZM179 214V213H178ZM184 214H185V212H184ZM199 214V213H198ZM251 214V213H250ZM256 214V213H255ZM260 214V213H259ZM71 215V214H70ZM81 214H79V216H78V214L77 215H75V218L78 216V217H80L79 219L81 220L82 218H83V216L85 217V215L86 214H83L82 215V218H81V216H80ZM95 215V214H94ZM121 215V214H120ZM120 215H119V217L117 216L116 218L118 219L119 218V220H121V217H120ZM127 215V216H128ZM144 215H145V212H144ZM143 215V216H144ZM182 215V214H181ZM187 215V214H186ZM186 215H183V216H186ZM195 215V214H194ZM252 215V214H251ZM263 215V214H262ZM66 216V215H65ZM72 216V215H71ZM89 216V215H88ZM99 217V218H102V217ZM110 216H113V218L112 217H110ZM126 216V217H127ZM134 216H135V214H134ZM137 216V217H138ZM142 216V215H141ZM158 216V215H157ZM160 216L158 217V218H160ZM166 216V215H165ZM199 216V215H198ZM250 216V215H249ZM255 215H253V217H254ZM257 216V215H256ZM64 217V216H63ZM78 217L76 218V220L78 219ZM90 217V216H89ZM125 217V218H126ZM129 217V216H128ZM127 217V218H128ZM132 218H133V215L131 216ZM177 217V216H176ZM202 217H204V216H202ZM251 217V216H250ZM91 218V217H90ZM92 218H96V215L95 216H92ZM91 218V219H92ZM136 218V217H135ZM135 218H133L132 220H135ZM140 218H142V217H140ZM145 218V217H144ZM144 218H143V220H144ZM164 218V217H163ZM162 218V219H163ZM178 218V217H177ZM198 218V217H197ZM69 219H70V217H69ZM73 219V218H72ZM85 219V218H84ZM89 219V218H88ZM129 219V218H128ZM153 219H154V217H153ZM166 219H168L167 217H166ZM187 219H188V217H187ZM189 219H190V217H189ZM52 220V219H51ZM64 220V219H63ZM74 220V219H73ZM73 220H71V223L73 222L74 223V221ZM94 220V219H93ZM97 221H98V219H96ZM102 220V219H101ZM100 220V221H101ZM111 220H110V222H111ZM124 220V219H123ZM148 220V219H147ZM146 220V221H147ZM151 220V219H150ZM155 220V219H154ZM169 220V219H168ZM184 220V219H183ZM198 220V219H197ZM82 221V220H81ZM92 221V220H91ZM103 221V220H102ZM122 221V220H121ZM146 221H143L144 222V224L146 223ZM158 221V220H157ZM179 221H180V219H179ZM194 221H196V220H194ZM202 221H203V218H202ZM262 221V220H261ZM64 222V221H63ZM67 222V221H66ZM69 222V221H68ZM78 222H79V220H78ZM84 222V225H83V223L81 222V224H82V226H84V228L86 229V230H88L89 228H87L88 227V225H86L87 227H85V224L87 223V219H85V221H83ZM95 223H96V221H94ZM104 222H108V220L106 221H104ZM103 222V223H104ZM131 222V221H130ZM130 222H127L129 225L128 226H131L130 225ZM134 222H136V223H138L136 220L134 221ZM150 222V221H149ZM168 222V221H167ZM54 223V222H53ZM71 223H70V226H72V225H74L73 223H72V225H71ZM92 223H93V221H92ZM94 223V225H96ZM109 223V222H108ZM116 223V222H115ZM127 223H125V224H127ZM140 223V222H139ZM165 223V222H164ZM171 223V222H170ZM182 223V222H181ZM191 223V222H190ZM198 223H199V221H198ZM206 223V222H205ZM247 223V222H246ZM249 223V222H248ZM251 223V222H250ZM253 223V222H252ZM80 224V222L78 223V225L77 226H81V225H79ZM88 224H89V222H88ZM91 224V223H90ZM117 224H118V222H117ZM143 223L141 224V225H144ZM149 225V223L147 222L146 223V225ZM160 224V223H159ZM167 224V223H166ZM179 223H177V225H178ZM184 224V223H183ZM189 224V223H188ZM194 224H196V223H194ZM259 224V223H258ZM92 226H93V224H91ZM100 225V224H99ZM108 225V224H107ZM106 225V226H107ZM132 225H134V224H132ZM162 225V224H161ZM173 225V224H172ZM180 225V224H179ZM226 225V224H225ZM228 225H226V226H228ZM245 225V224H244ZM260 225V224H259ZM75 227V225L73 226L75 229L76 228H78V227ZM81 226V227H82ZM96 226H98V225H96ZM96 226H94V227H96ZM100 226H102V225H100ZM105 226V227H106ZM111 226V225H110ZM110 226H107V227H110ZM113 226V225H112ZM140 226V225H139ZM138 226V227H139ZM158 226V225H157ZM166 226V225H165ZM174 226V225H173ZM176 226V225H175ZM245 226H247V225H245ZM263 226V225H262ZM45 227V226H44ZM51 227V226H50ZM146 227V226H145ZM144 227V228H145ZM149 227V226H148ZM156 227V226H155ZM244 227V226H243ZM255 227V226H254ZM90 228H91V226H90ZM96 228H98V229H96ZM95 229H96V231L97 230H99V229H102V228H100V227H96ZM111 228V227H110ZM117 228V227H116ZM135 229L133 230L134 231V233H135V230H136V225H135V227H134ZM140 228V227H139ZM164 228V227H163ZM177 228V227H176ZM179 228V227H178ZM181 228V227H180ZM218 228H220L219 230H218ZM239 228V227H238ZM263 228V227H262ZM104 229H107V228H104ZM109 229V228H108ZM115 229V228H114ZM118 229V228H117ZM146 229V228H145ZM144 229V230H145ZM167 229V228H166ZM165 229V230H166ZM172 229V228H171ZM183 229L184 228H182V231H183ZM248 229H249V227H248ZM250 229H251V227H250ZM254 229V228H253ZM256 229H257V226H256ZM261 229V228H260ZM51 230H52V228H51ZM70 230V229H69ZM82 230L83 231H85L84 229H83V227L81 228V232H82ZM109 230H111V229H109ZM159 230V229H158ZM162 230H164V229H162ZM173 230V229H172ZM177 230V229H176ZM223 230V229H222ZM231 230V231H232ZM5 231V230H4ZM62 231V230H61ZM75 231V233H76V231L77 230H74ZM92 231V230H91ZM95 230H94V232H96ZM100 231V230H99ZM107 231V230H106ZM106 231H105V233H106ZM113 230H111V232H112ZM115 231H116V234H117V230L115 229ZM133 231H131V233L133 232ZM136 231H140V229L139 230H136ZM151 231V230H150ZM181 231V230H180ZM224 231H225V228H224ZM226 231H227V229H226ZM238 231V230H237ZM249 231V230H248ZM68 232H70V231H68ZM88 233H86L87 235H85V236H89V234H90V232H89V230L87 231ZM93 232V231H92ZM107 232H109L110 233V231H107ZM114 232V231H113ZM112 232V233H113ZM160 232V231H159ZM166 231H164L162 234H164ZM176 232V231H175ZM235 232V231H234ZM255 232H256V230H255ZM258 232V231H257ZM44 233V232H43ZM98 233V232H97ZM97 233L95 234V235H97ZM102 233H104L103 231H102ZM105 233L103 234V235H105ZM177 233H179V232H177ZM181 233H183V232H180V234ZM240 233V232H239ZM244 233V232H243ZM247 233V232H246ZM250 233V232H249ZM252 233V232H251ZM250 233V234H251ZM262 233H264V232H262ZM53 234H55L54 233V231H53ZM57 234V233H56ZM79 234H81V235H84L83 233H78L77 232V235H79ZM93 234V233H92ZM99 234V233H98ZM137 234H139V233H137ZM145 234V233H144ZM147 234V233H146ZM160 234V233H159ZM173 234V233H172ZM180 234H179V236H180ZM226 234V233H225ZM227 234H228V232H227ZM51 235V234H50ZM69 235V234H68ZM71 235V234H70ZM80 235V236H81ZM94 235V234H93ZM94 235V236H95ZM111 235V234H110ZM123 234H120V236L121 237H125V235H123ZM129 234H127V236H128ZM140 235V234H139ZM150 235V234H149ZM158 235V234H157ZM167 235H168V233H167ZM185 235V234H184ZM230 235V234H229ZM233 235V234H232ZM239 235V234H238ZM244 235V234H243ZM44 236V235H43ZM60 236V235H59ZM73 236V235H72ZM108 236V235H107ZM112 236V235H111ZM118 236V235H117ZM119 236V237H120ZM143 236V235H142ZM145 236V235H144ZM147 236V235H146ZM173 236V235H172ZM182 236V235H181ZM185 236V237H186ZM237 236V235H236ZM247 236H248V234H247ZM262 236V235H261ZM66 237H67V235H66ZM79 237V236H78ZM82 237V236H81ZM130 237V236H129ZM137 237H138V235H137ZM160 237V236H159ZM158 237V238H159ZM223 237H225V236H222V238ZM245 237V236H244ZM47 238V237H46ZM45 238V239H46ZM84 238V237H83ZM87 238H89V237H87ZM109 238V237H108ZM131 238V237H130ZM142 238V237H141ZM144 238V237H143ZM147 238V237H146ZM153 238V237H152ZM151 238V239H152ZM157 238V239H158ZM171 238V237H170ZM230 238V237H229ZM250 238V237H249ZM37 239V238H36ZM42 239V238H41ZM75 239V238H74ZM80 239H82V238H80ZM111 239V238H110ZM120 240H123L122 238H119ZM134 239V238H133ZM172 239V238H171ZM176 239V238H175ZM179 239H181V238H179ZM185 239V238H184ZM225 239H226V237H225ZM50 240V239H49ZM85 240V239H84ZM105 240H107L106 238H105ZM120 240H119V242H120ZM153 240H155L154 238H153ZM223 240V239H222ZM229 240V239H228ZM239 240V239H238ZM250 240V239H249ZM254 240V239H253ZM256 240V239H255ZM254 240V241H255ZM44 241V240H43ZM62 241H63V239H62ZM117 241V240H116ZM152 241V240H151ZM167 241V240H166ZM176 241V240H175ZM184 241V240H183ZM40 242H41V240H40ZM69 242V241H68ZM79 242V241H78ZM109 242H111L110 240H109ZM140 242V241H139ZM142 242V241H141ZM145 242H146V240H145ZM170 242H171V240H170ZM250 242V241H249ZM103 243V242H102ZM122 243V242H121ZM142 243H144V242H142ZM162 243V242H161ZM181 243V242H180ZM183 243V242H182ZM187 243H189V242H187ZM186 243V244H187ZM189 243V244H190ZM227 243V242H226ZM225 243V244H226ZM253 243V242H252ZM105 244V243H104ZM115 244V243H114ZM138 244V243H137ZM149 244V243H148ZM153 244V243H152ZM160 244V243H159ZM166 244V243H165ZM171 244V243H170ZM212 244V245H213ZM241 244H245V243H242L241 242ZM240 244V245H241ZM103 245V244H102ZM123 245V244H122ZM163 245V244H162ZM161 245V246H162ZM229 245H230V243H229ZM9 246H11V245H9ZM105 246H106V244H105ZM124 246H125V243H124ZM140 246V245H139ZM138 246V247H139ZM143 246V245H142ZM168 246V245H167ZM178 246H179V243H178ZM218 246V245H217ZM237 246V245H236ZM244 246H246V245H244ZM1 247V246H0ZM102 247H104V246H102ZM107 247V246H106ZM117 247H118V245H117ZM121 247V246H120ZM127 247V246H126ZM132 247V246H131ZM149 247V246H148ZM147 247V248H148ZM151 247H152V245H151ZM157 247V246H156ZM160 247V246H159ZM164 247V245L162 246V248ZM179 247H181V248H184V246H179ZM248 247H249V245H248ZM115 248H116V246H115ZM143 248V247H142ZM187 248V247H186ZM189 248V247H188ZM210 248V247H209ZM211 248H212V246H211ZM216 248V247H215ZM225 248V247H224ZM227 248V247H226ZM229 248V247H228ZM235 248V247H234ZM101 249V248H100ZM108 249V248H107ZM120 248H118V250H119ZM122 249V248H121ZM139 249H140V247H139ZM145 249V248H144ZM150 249V248H149ZM165 249V248H164ZM171 249V248H170ZM180 249V248H179ZM190 249V250H191ZM217 249H220V248H217ZM232 249V248H231ZM105 250V249H104ZM114 250V249H113ZM138 250V249H137ZM136 250V251H137ZM142 250V249H141ZM154 250V249H153ZM158 250H160V249H158ZM163 250V249H162ZM180 250H182V249H180ZM183 250H185V249H183ZM182 250V251H183ZM209 250V249H208ZM207 250V251H208ZM228 250V249H227ZM233 250H236V249H233ZM110 251H112V249L110 250ZM123 252H126V251H124V249L122 250ZM130 251V250H129ZM131 251H134V250H131ZM131 251H130V253H131ZM165 251V250H164ZM169 251V250H168ZM178 251V250H177ZM187 252H188V249L186 250ZM200 251V250H199ZM199 251H197L198 253H200L201 254V252H199ZM213 251H214V249H213ZM212 251V252H213ZM216 251V250H215ZM221 251H222V249H221ZM220 251V252H221ZM226 251V250H225ZM241 251V250H240ZM243 251V250H242ZM85 252H88V251H84L83 253H85ZM106 252V251H105ZM104 252V253H105ZM135 252V251H134ZM138 252V254H139V252L140 251H137ZM146 252V251H145ZM156 253L158 252V253H160L159 251H155ZM166 252V251H165ZM187 252H185V253H187ZM190 252V253H191ZM203 252V251H202ZM211 252V251H210ZM60 253H62V252H60ZM65 253V252H64ZM100 253V252H99ZM98 253V254H99ZM116 253V252H113L112 251V256L114 255V254ZM129 253V252H128ZM142 253V252H141ZM153 253H154V251H153ZM177 253V252H176ZM179 253V252H178ZM180 253H182L181 251H180ZM196 253V252H195ZM234 253V252H233ZM239 253V252H238ZM241 253V252H240ZM67 254V253H66ZM65 254V255H66ZM79 254H81V253H79ZM89 254V253H88ZM93 254V253H92ZM109 254V253H108ZM119 254V253H118ZM124 254V253H123ZM148 254H150V252L148 251ZM163 254V253H162ZM182 254H184V253H182ZM199 254V255H200ZM218 254V253H217ZM216 254V255H217ZM237 254V253H236ZM64 255V256H65ZM71 255V254H70ZM70 255H69V257H70ZM73 255V254H72ZM102 255V254H101ZM105 255V254H104ZM132 255V254H131ZM159 255V254H158ZM169 255V254H168ZM181 255V254H180ZM186 255H188V254H186ZM193 255H195V254H193ZM203 255H204V253H203ZM221 255H222V253H221ZM231 255V254H230ZM233 255V254H232ZM237 255H239V257H237ZM234 258L235 259H237L238 260V263L239 264H264V240H260V241H258V242H256V243H253V244H251V246H250V248L248 249V250H246V251H244V253H241V254H237ZM68 255H66V257H67ZM99 256V255H98ZM110 256H111V254H110ZM127 255H125V256H123V257H126ZM130 256V255H129ZM140 256V255H139ZM144 256V255H143ZM153 256H156V255H153ZM171 256V255H170ZM178 256V255H177ZM196 256V255H195ZM217 256H220V255H217ZM62 257V256H61ZM91 257V256H90ZM97 257V256H96ZM116 256H114V258H112L111 257V259L112 260H110L109 259V257H107L109 260H110V262L111 261H113L114 259H116L115 258ZM122 257V258H123ZM146 257H147V255H146ZM145 257V258H146ZM152 257V256H151ZM150 257V258H151ZM157 257V256H156ZM172 257V256H171ZM174 257V256H173ZM191 257V256H190ZM190 257H188V258H190ZM205 257V256H204ZM207 257V256H206ZM99 258V257H98ZM119 258H120V255H119ZM122 258H120V260L122 259ZM141 258V257H140ZM160 258V257H159ZM182 258L184 259V257L182 256ZM200 258V257H199ZM208 258V257H207ZM210 258V257H209ZM216 258H219V257H216ZM230 258V257H229ZM234 258H231L232 260H234ZM117 259H118V257H117ZM127 259H129V257H127ZM132 259V258H131ZM130 259V260H131ZM137 259H139V258H137ZM144 259V258H143ZM155 259V258H154ZM156 259H158V258H156ZM169 259H171V258H169ZM173 259V258H172ZM177 259V258H176ZM180 259V258H179ZM178 259V260H179ZM192 259H194V258H192ZM196 259V258H195ZM195 259H194V261H195ZM212 259V258H211ZM225 259H226V257H225ZM228 259V258H227ZM71 260V259H70ZM73 260H75V259H73ZM90 260V259H89ZM97 260V259H96ZM104 260V259H103ZM105 260H106V258H105ZM127 261L126 259H123V261ZM141 260V259H140ZM146 260V259H145ZM188 260V259H187ZM221 260V259H220ZM59 261H60V259H59ZM67 261H69V260H67ZM78 261V260H77ZM88 261V260H87ZM118 261V260H117ZM139 261V260H138ZM137 261V262H138ZM142 261V260H141ZM173 261H174V259H173ZM185 261H186V259H185ZM193 261V260H192ZM198 261V260H197ZM196 261V262H197ZM202 261H203V259H202ZM216 261V260H215ZM218 261V260H217ZM222 261H223V259H222ZM226 261V260H225ZM89 262V261H88ZM103 262V261H102ZM108 262V261H107ZM107 262H104V264L105 263H107ZM109 262V263H110ZM116 262V261H115ZM181 262V261H180ZM195 262V263H196ZM199 262V261H198ZM204 262V261H203ZM208 262V261H207ZM210 262V261H209ZM214 262V261H213ZM220 262V261H219ZM234 262V261H233ZM61 263V262H60ZM114 263V262H113ZM119 263H121L120 261H119ZM135 264H137L136 262H134ZM183 263V262H182ZM229 263V262H228ZM72 264V263H71ZM73 264H74V262H73ZM78 264H79V262H78ZM81 264V263H80ZM93 264H95V263H93ZM98 264H102V263H98ZM112 264V263H111ZM122 264H126L125 262L124 263H122ZM140 264V263H139ZM147 264V263H146ZM152 264V263H151ZM164 264V263H163ZM178 264V263H177ZM180 264V263H179ZM184 264V263H183ZM190 264V263H189ZM226 264V263H225ZM230 264V263H229ZM235 264V263H234Z\"/></svg>",
	"mask_w": 264,
	"mask_h": 264
}]
</instances>
